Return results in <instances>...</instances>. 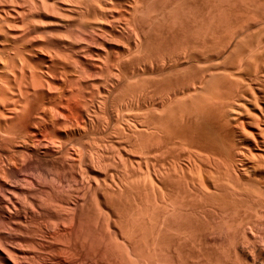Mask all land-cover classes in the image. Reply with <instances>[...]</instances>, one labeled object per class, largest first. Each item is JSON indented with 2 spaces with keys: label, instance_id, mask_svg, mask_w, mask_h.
<instances>
[{
  "label": "rangeland",
  "instance_id": "1",
  "mask_svg": "<svg viewBox=\"0 0 264 264\" xmlns=\"http://www.w3.org/2000/svg\"><path fill=\"white\" fill-rule=\"evenodd\" d=\"M11 1L12 0H0V6H1L0 7V42H1L0 43V63L2 62L0 64V68L3 70L2 71L3 73L8 75L9 74L8 72L10 70L9 67L11 66L9 61L12 58L17 60V57H15V55H13L14 53H12V52H14L13 50L18 49L20 52H22V51L26 52L27 51L26 53H28V54H25L22 52L23 55H21V56H23V58H25L28 61L27 66L30 65V67H32V65H33L32 68H35V70L37 69L36 71H39V72H37V74H38V75H36L37 77L36 76L35 77L40 82L41 81L43 82L44 88H41V87H43L42 82L40 83V82H38V80L36 81V79H35V81L37 82L36 85L38 86V84H39V87L37 90L38 94L36 93L37 94L36 95L34 92V87H31L32 83H29L30 82V80H29L30 76H29V78L28 77L24 78V77L20 76L18 79L19 80L18 83L21 84V81H22V84L24 85V83L26 82V84L24 86H21L23 89L21 87H20V89L22 90V92H24V95H27V97L28 96L31 97V99L28 98L29 99L28 101L31 100L32 102L30 101L31 102L30 104L33 106V108L35 110H37L36 111L37 113L39 112L38 114H35L36 116L41 114L40 113V112H42V111H40V110H42L41 107L44 108L45 106H46L45 109L46 108H47V110L49 109L48 111H50L51 109L53 110L52 112H49L50 114L47 113L48 117H51L52 114H58L59 116H61V115L62 116L59 118H56L57 120H55V123L53 124V126L51 123H48L45 126V129H44L45 131L44 132L42 131V133L37 131V130H34L33 127L27 128L28 132H35L37 134L36 139L38 141L36 139L35 140L37 141L36 143H38V144L40 143V144L38 145V148L36 147L37 149L35 151L30 146H25L24 148L18 147V149L20 151L23 149V151L21 152L20 155L24 154V156H22L24 159V164H23L24 166L20 170H18L17 175L19 176V178L23 179L26 184L30 183L29 184L30 188L28 187V185L23 183V186L25 185L24 187L29 188V189H26V188L24 189V192L27 195L26 196L27 200L26 199L25 200L28 201V199H29V201L32 202L31 204L33 205L34 210L37 208V206H38V208L32 214L33 216L31 214L28 215V217H27L28 222H26V223L27 224L30 223L31 225L29 224V226H27V224H23L21 227L19 225L17 226V225L10 224V223L8 225L6 221L0 219V223H1L0 226L3 225V226H1L2 228L0 227V240L2 242H4V243H0V244L4 245L5 247H3L2 245H0V246H2L3 248H5L9 251H16V249H12V248H18L19 247V249H21L20 248V246H21V247H23L21 250H25L24 252H26V253L30 252V255L34 254L35 259H37L40 256V258H38L40 260H35V261L33 260V262H32V260L31 261L28 260L27 261L28 264H31V263L32 264L33 263L34 264H39V263L40 264H57L56 261L61 258L60 256H62V258L67 257L66 259H69L67 261L71 260L72 263L75 262L74 260L76 259V257L78 258V260L76 259V263H77V261L83 260L81 263L78 262L77 264H79V263L80 264H92V262H95L96 264H114V263L118 264L119 262H120L119 264H124L126 260H128L131 264L132 263L133 264H263L264 263V215H262V214H264V212H263V210H264V208H263L264 207L263 206L264 205V198L260 199L261 195L257 197L256 195H253V194L258 195V193H253V192L259 191V193H260V190H262L261 188L263 187L262 192L264 194V174L262 173L263 170L260 171V168H259L261 159H264V155H262V154H264V152H262L261 150L257 151V149H253L254 146L251 144L252 143L251 137L254 135L255 131L252 127H249L248 124L245 122L247 120L246 119L247 117L238 116V117H240L238 119V122L239 123L243 122V123H240V125L244 124L243 126L241 125V127L245 128L244 130L240 126H237L239 128L235 127L234 126L235 122H233L234 124H231L230 128L228 127V130H227V127L224 128L220 124L221 122L220 121L216 122V120L214 123L210 122L211 124L212 123L213 124L211 125L209 123L206 127L209 134L211 133L210 135L212 136L213 139H215L216 143L219 146H221L225 149L226 145L228 144L227 146L230 147L229 149L231 150L232 153H233V151L236 152L237 150L241 149L240 151L243 152L242 156L244 157V155H246L245 157H247V159H245L241 156V159H244L245 161L242 160V162H241L242 164L237 165V167H239V168L238 169L235 168L234 170L231 171L232 174L230 173V175L234 177V180L231 181V178H232L231 176L225 177V179L228 178V179H226L227 181L230 180L229 183H231V184L227 183L228 184L227 185L226 182L221 180V177L223 175L218 176L217 174H219V173H216V172L212 171L210 168L205 167L202 164L203 163L202 161H201L202 163L199 162L201 164V166H199L198 164H197L198 166L193 165V163L195 161L197 163L198 158L196 157V159H195V157H194V159H195V161H194L193 156H191L192 158H189L190 156L188 157L187 156L188 154H186L184 156L185 153L182 154L181 151H183V150L180 149L183 147L179 146L180 150H178L176 152L180 151L179 154H182L183 158L181 157L182 155H180V158L177 157L178 159H180V160H178L179 161L178 163H177V158H174V159L176 160L175 162L177 164H180V166L178 165V169L182 165L184 166V167L182 166L181 168H183L185 170V171L183 170L184 174L186 173L185 175H183L185 180H181L182 182L183 181L184 182L180 183V182H177L179 179L178 178L177 181H174V183L176 182L177 184L172 183L173 180H175L176 177L178 176L177 174L179 173V171L177 170L178 171V172L176 171L177 174H174L177 176L173 177L175 179H173L171 177L173 179L172 182L171 181H170L171 183L168 182V185L169 184H172V185L167 186V183H166V185H165L166 188L164 187V189H162L163 187H162L161 183L159 184L158 181H156L154 174H152V173H154L153 169L151 170V168H149V171L151 170V172H149V171H147L148 169L145 168V167H147L148 164L154 165V163H151V161L148 162V160H150V158L144 160L145 158L149 157V156L144 157L146 146H148L147 145L148 143L146 141H149V139L152 138V133L147 128L148 125L146 124V121H147L146 119L150 118V117L148 118L146 116H147L148 112L150 111V109L152 108L151 107L152 103L151 104L149 103V102H151V100H149L150 99L149 96L147 97L145 95H146V92H148L147 94L149 95V91L152 90V87H154L153 83L156 80L157 75L150 73L149 71L146 72L147 70L142 68L144 70V72H142L143 70H140V71L136 70V72L131 76V70L134 71L135 69H139V68L138 67L134 68L132 65L130 66V64H126L125 66H127V67L124 66L123 70L126 73L128 70V73L125 75L131 76V79H132V80L127 79V77L125 76V78L127 79L126 80V79H124V76L122 78L117 77L118 74L116 75V73H118L117 70L119 68H117L116 62L122 60L121 62L125 63V61L130 56L128 53H130L132 51V49L136 46V44H134L135 46L133 45V42L136 41L135 36L132 35V37L135 38L133 41V38L129 37L130 35H128V33H126L125 31L122 30V27L123 28L125 27L123 25V24H125V19L127 21V20L133 19V18H134V21H137L136 19H138L137 22L141 25V29H142V31H144V34L146 36L150 35L148 37H145L147 39H150L152 36H154L155 34H153V31L155 33V32H157V29H159V30L163 29L164 31L175 30V29L176 30L179 29V30H183V31L189 30V31H192L193 34L195 33V35L198 34L197 37L200 36L201 39H203V41L205 39H207V37H208V36H206V34L207 35L209 34L210 37H208V39H207L208 42H206L209 45L203 44V46H205V47L208 46V48H209V49L204 48L203 51L207 50V52L209 51V53L203 52L201 50L203 46L201 45L202 47L200 49L198 48L197 51L200 54L202 53V55L198 56L199 53L197 52L198 55H196L197 54L196 53L191 58V61L189 60V61L185 62L186 60H184V61L182 60L183 61V62H181L182 65L181 64L180 65H181V68L182 67L186 68L185 70L189 69V66H191V65L194 66V64H195V66H198V65L204 66V65L209 64L210 62H211V65L215 64L216 66H219V64H220L221 65V66H219V68H220V67H222V64L224 62L223 65H225V67L223 66V68L227 71L226 75H228V74H230V70H232L231 73L233 72V70H235V66L226 67L227 65L225 64V62L229 65L228 62L232 61L231 59L233 58V56L234 57L236 56L237 50H239V49H240L239 53L240 52L244 53L248 57L251 55L252 60H255V59H253L255 57V55L259 56V58L262 56L261 59L264 60V0H141L142 3H141V5L138 4V6H137L138 8H135L133 6L134 2L131 0H13L12 2ZM139 2H140V0H139ZM76 5H78V6H76ZM132 6L134 7L135 10L132 8ZM140 6H141V9H140L141 11H139ZM91 9H94L95 12H97V13H95L94 10L91 11ZM131 9L134 10L135 12L137 10L138 13L143 12L144 14H141L142 16L141 15L137 16L136 15L137 12L135 13L134 11H131ZM80 10H81V12H80ZM3 11H5V12H3ZM7 11H8V13H7ZM92 12L95 14V16H97V17L99 16L100 18L99 17L96 18ZM131 13H133V15L135 14L136 16H134L133 18L130 17V15L133 16ZM147 18H149L148 19L149 21L147 20ZM105 19H108L109 21H105ZM144 19H145V22H144ZM90 20H91V22H90ZM142 20H143V23H142ZM95 21H97V22H95ZM148 23H150V24H148ZM151 29H154V30L152 31ZM163 30L158 31V34L160 32H162ZM237 31L239 32L240 35L235 34V32H237ZM145 32L146 33L151 32V34H148V33L146 34ZM28 33H29V35H28ZM158 34L156 33V35H158ZM226 34L228 36L230 35L231 37L230 36L228 37ZM203 35L206 37L205 39L203 38ZM218 35L220 37H218ZM35 36L38 38H36ZM221 36H222V38H221ZM238 36H239V38H238ZM156 37L157 36L152 37L154 39L151 38V42H152V40H155ZM34 38H35V41L32 40ZM130 38L132 40H129ZM218 38L219 39L221 38V40L223 39L224 41L222 40L223 41L222 42ZM226 38H227V40H226ZM228 38H231V39L229 40ZM147 39H145V40H147ZM232 39H237V40H232ZM28 40H29V43H28ZM36 40L39 42H37ZM207 40H205V41H207ZM147 41L149 42L150 40H147ZM147 41H146V43H147ZM217 41H219V44H216ZM151 42L148 43L149 46L151 45ZM214 42H215V45H217L218 47L214 46ZM227 42L230 45H228ZM136 43H137V41H136ZM235 43L238 45H236ZM39 44L41 46L42 45L43 46L41 47ZM31 45H32V47H31ZM44 45H47V46L45 47ZM144 45H145V43H144ZM210 45H212V46H210ZM37 46H38V48H35ZM145 46L148 47L147 45H145ZM234 46L235 47L238 46V47L233 48ZM39 47H41L40 48V49H42L41 51H40ZM43 47H45V48H43ZM129 47H131L130 48L131 51H129ZM221 47L223 50L220 49ZM31 48L32 49L34 48V49L32 50ZM24 49H26V50L24 51ZM35 49H36V51H35ZM37 49H39V50H37ZM57 49H58V52H57ZM144 49L147 51V48H144ZM133 50H136V49L134 48ZM221 50H222V52H221ZM45 51H47V52H45ZM233 52L235 55L233 54ZM58 53H60V54L58 55ZM241 53L239 54L240 56L237 53L238 56H236L234 58L235 61H239L238 57H240V59H241V56L243 55ZM203 54H205V56ZM207 54H209V57ZM53 55L54 56L56 55L58 58L57 57L55 58ZM245 55L242 56L243 59H241L240 61H242V60H245L246 62H247V60L249 61V59H247L248 57H246ZM60 56L62 57L63 60L61 59ZM59 57H60V60H57V59H59ZM200 57H202V58H200ZM251 58H250V60H251ZM255 58H257V57H255ZM259 58H258V60L261 62L262 60ZM2 59H4L5 62L7 61L6 62L7 65L4 66ZM64 59L66 61H64ZM196 59H197V61H196ZM227 59L230 61H228ZM61 60L64 62H62ZM234 60H233V62H235ZM252 60L249 62H253ZM233 62H231V63L233 64ZM262 62H263L262 66L260 65L261 69L259 71L264 72L263 71L264 68H262L264 65V61H262ZM60 63H61V65H60ZM113 63L116 66H114ZM188 63H192V64L190 65ZM235 63H238V62H235ZM42 65H44L46 67H44ZM187 65H189V66L186 67ZM1 66H3V67H1ZM211 67H213V66H211ZM230 67H232V68H230ZM121 68H123V66ZM214 69L212 70V72H214ZM228 69H230V70L228 71ZM4 70H5V72H4ZM27 70H29V68ZM55 70H58L59 72L58 71L55 72ZM182 70H184V69H182ZM45 71H47V72H45ZM251 71H253V69ZM259 71H258L257 75H260V73L262 75L264 74V73L259 72ZM137 72H139V73H137ZM46 73H47V75H46ZM221 73H224V72H221ZM245 73H247V74H245ZM245 73L242 72V74H241V73H237L236 71L233 72V74H235V75H238V74L243 75L244 74L245 77L247 76L246 78L244 76H240V77L245 78V80H246V81H244L245 83L249 82V83H247L248 84L247 87L250 85V88L248 87L249 89H251V86L257 87V85L253 84L252 82L250 84L249 80L252 78V76L250 75L251 72H245ZM66 74L67 75L69 74L68 75L69 77ZM262 75H260V77ZM57 76H58V78L56 79ZM248 76L250 77V79ZM59 77H61L62 79ZM65 78L67 81L65 80ZM115 78H117V80ZM119 78H120V80H119ZM261 78L264 79V76ZM25 79H26V81H24ZM44 80L49 81V82L51 81L50 82L51 86L55 85V86H53L55 88L51 87L52 89H54L53 91H52V89H49V87L47 86V84ZM63 80L65 82H63ZM35 81L33 80L32 82L35 84ZM216 81L217 80L212 81L206 87L197 85L195 90L191 91L190 94H191V96H193L194 94H195V96L198 95V97H195V96L189 97L190 96L189 93H188V96L184 95V94H180L179 98H178L179 100L181 99L182 95H184L185 98L186 97L192 98L193 100L195 99V101L189 100V102L191 101V103L187 104L188 100L186 102H184V100H182V102H181L182 104L179 103V106L177 104H175L174 107H172V105H169L171 108H174L173 109L174 111L171 112L172 110L171 111L168 110L169 113L165 116L159 115L158 112H161L162 108L161 107L157 108L158 112L156 113V115H157L158 119L160 120L161 124L163 126H167V128H169L170 131H175V128L178 127V125H181L183 122V118H182L183 114L186 112L189 113V109H190V111H192L193 106L195 108L197 106V104H198V106L199 105L201 106V104L205 103L204 105L207 106L208 104L206 105V102H202V99L204 98V101H207L206 99L208 97H206V95H209V93L214 89L216 84L218 86V81H217V83H215ZM26 85H27L28 89L25 88ZM118 85H119V87H117ZM147 86L148 87L150 86V88H147ZM157 87H161V84H158ZM45 88H46V90H45ZM119 88H120V91H119ZM201 88H204L205 90H202ZM255 88H252V89H254L253 92H255L257 95L262 94V91H260L259 88H257L258 90ZM47 89H49V90H47ZM148 89H150V90L148 91ZM111 90H112L113 94H111L112 93V92H110ZM115 91H118V92L115 93ZM144 91H146V92H144ZM31 93L34 94L35 97L36 96L37 97L35 98L34 96H31L32 95ZM44 94L45 95L47 94V95L45 96ZM201 94H203V95H201ZM80 95H82V96H80ZM108 95L111 97V99ZM116 95H117V98H116ZM106 96H107V98H106ZM120 96H122V97H120ZM43 97H44V99H42ZM100 97H101V99H100ZM94 98L97 100H95ZM112 98H115V100ZM102 99H104V100H102ZM182 99H184V98H182ZM98 100H99V102H98ZM119 101H121L122 103H119ZM86 102L88 103V105ZM89 102H91V104H89ZM95 102H97V103H95ZM194 102H195L196 106L194 105ZM200 102H201V104H200ZM260 102H261V104L260 103L259 104L261 105V107H263L264 104H262V101H260ZM64 103L65 104L67 103L68 105L67 104L64 105ZM184 103H185V105L187 104L188 106L189 105L190 106L188 107L186 105L187 106L186 108L187 109L189 108V109L188 110L184 109L186 112L183 113V108H185L183 105ZM104 104H106V105H104ZM119 104H120V106H119ZM83 105H85L84 106L85 108L88 107V109L87 108L82 109ZM96 105H98V108ZM116 105H118V106H116ZM166 105H167V103L164 106H166ZM176 105H177V107H176ZM246 105H248V104L246 103L244 105V108ZM39 106H40V108H39ZM92 106H93V108H92ZM200 106H199V109L197 107L195 108V109H197L196 113L199 112L200 110H202V108L204 107V106H202L200 109ZM248 106L249 107H246L245 109L247 110L249 108V110L252 112L251 113L249 111L251 114L256 113L257 116L260 115V112L257 110V108H259V107L254 108L255 104L253 105V107H252V105H248ZM107 107H108V109H107ZM116 107L119 109V111ZM138 107H139V109H138ZM208 108H210V107L208 106ZM92 109H94V111ZM95 109H97V110H95ZM100 109H102V110H100ZM109 109H111V110H109ZM121 109L123 111H124V109H125V111H128V112H126L127 115L124 113L125 111L122 112ZM126 109H128V110H126ZM130 109H132V110H130ZM204 109L202 111H204ZM54 111H55V113H54ZM56 111H57V113H56ZM72 111H73V113H72ZM138 111L139 112L143 111L146 119L144 118V116H141V114L143 115V113L140 114ZM77 112H78V114H77ZM120 112L123 115L120 114ZM133 112H135V113L137 112V113L133 114ZM60 113H61V115H60ZM62 113L65 115V117L63 116ZM95 113H97V115ZM107 113L109 115L111 114L110 115L111 117ZM194 113H192V114H194ZM103 114L107 116L106 119H104L105 117L103 116ZM117 114H120V117ZM149 114H150V112H149ZM149 114H148V116H149ZM92 115H93V117H92ZM124 115H126L127 117ZM70 116H72L73 120ZM74 116H75V118H74ZM67 117H69V118H67ZM88 117L90 118V120ZM253 117H254V115H252L251 118H253ZM93 118H95V120ZM123 118H125V119H123ZM138 118H140V119H138ZM91 119H92V121H91ZM117 119H119L120 121ZM101 120L103 121V124L101 122L102 125H100ZM105 120H107V121H105ZM111 120H114V121H111ZM142 120H144V121H142ZM150 120H151V118H150ZM75 121L78 122L81 126L85 125L86 128H88L87 131L89 130L90 131L89 133H91V134H89L87 132L88 135H90V136H88L86 133H83L80 129L77 128V130H76L73 128L74 130L73 129L71 130L72 131L71 132L72 133L71 134L72 139H71V141H67L68 137L65 135L66 132L60 130L59 124L60 123L61 124L62 123L70 124L72 122L75 123ZM126 121H127V123H123ZM58 122H60V123H58ZM108 122L110 123L111 126L108 125L109 124ZM113 122L116 123V126H115V124H113ZM148 122H149V120L147 121V123ZM119 123H121L120 124L121 127L118 125ZM139 123L142 125V127ZM142 123L146 124L147 127ZM214 125H215V127H211ZM217 125H218V127H217ZM220 125L222 126L221 128H223V129H220ZM97 126L101 130L98 129ZM114 126L117 127V129H115ZM128 126H130L132 128H129ZM54 127H57V128L59 127L60 131ZM94 127L96 128V130ZM104 127H105V130H102V128L104 129ZM108 127L110 128V130ZM112 127L114 128V130ZM123 127L125 130H123ZM107 128H108V130H107ZM218 128H219V130H218ZM144 130L145 131L147 130V131L145 132ZM161 130H162V128H161ZM224 130H225V132H224ZM47 131H48V133H47ZM77 131H78V134H80V133H82L83 135L85 134L89 138H87V136L83 137L82 134H80V135L76 134ZM96 131H98V132L96 133ZM111 131H113V132L111 133ZM166 131H168V130H166ZM219 131H222V132L219 133ZM240 131H243V132L245 131V133L247 134L248 137L251 135V133H253V134L249 138H247L246 136H244L245 134L240 132ZM51 132L55 133L56 137L53 133H52L53 134L52 135ZM100 132H102V133H100ZM117 132H119V134ZM141 132H144V134ZM147 132L150 133L149 134L150 136H148ZM45 133H47L49 136H44ZM98 133H100L101 138H104V139H101ZM107 133L111 134V135L108 136ZM115 133H117L116 136H114ZM223 133H225V134H223ZM229 133H230V135L228 136ZM102 134H104V135H102ZM112 134H113V136H112ZM137 134H139V135H137ZM125 135L128 138L127 137L125 138ZM143 135H145L144 136L145 138L143 137ZM52 136L55 137L56 139L53 138ZM80 136H82L81 140H80V138H81ZM146 136H148V137H146ZM45 137H47V138H45ZM48 137H51L55 140V141H53V143H55L56 140H57V142H60L61 144L58 143V147H59V145H60V147L58 148L55 146V144L51 143V141L53 139L52 140L50 139L51 140L50 141V140H48ZM69 137H70V134H69ZM76 137H79L78 140L81 141L80 143L78 142V140L75 141L77 139ZM90 137H91V139H90ZM94 137H96L97 140ZM141 137H142V139H140ZM231 137H232V139H231ZM65 138L67 140H65ZM119 138H121V139H119ZM40 139H41V141L42 140L43 141L41 142ZM45 139L48 141H46ZM59 139H61V140H59ZM122 139H125V141ZM64 140L70 146H73V147L69 148V151H68V147H70V146L68 144H66V147H67L66 148L64 146V144H65ZM140 140H142V142H145V143H142V145H141ZM162 140L167 142V144H168L167 137H164L162 135ZM225 140H226V142L227 141L228 142L225 143ZM237 140H238V143H237ZM62 141H63V143H62ZM82 141H83V143H82ZM126 141H129V142H126ZM101 142H103V143H101ZM130 142L132 144H130ZM242 142L244 143V145ZM73 143L76 145L74 146ZM78 143L81 144V148H82V149L80 148L81 150L75 148L77 146L79 147ZM104 143H105V145L103 146ZM236 143L240 144V145H237ZM246 143H247V145H249L248 148L251 149L250 153H249L248 148L246 147L247 146ZM48 144H51V145L48 146ZM82 144H84L83 145L84 149L82 147ZM99 144H102V145H99ZM107 144H112L113 146L112 145L108 146ZM133 144H134V146H133ZM143 144L146 146H144ZM41 145L46 146V147H44L46 150H44V148H42L43 146H41ZM61 145H62V147H61ZM90 145L93 146V148ZM129 145H131L132 147ZM241 145L243 146V148L241 147ZM111 146L113 147L112 149H110ZM244 146H245V149L247 148L245 151L243 150ZM63 147L66 148V152H64L65 148H63ZM96 147H97V149H96ZM98 147H100L102 149H99ZM138 147H139V151H138ZM228 147H226V148H228ZM73 148L77 149V150H74ZM132 148H135V149H132ZM140 148H141V150H140ZM142 148H144L145 150ZM168 148H169V145H168ZM254 148H256V147H254ZM26 149H28L29 151ZM38 150H39V152H38ZM62 150H63V152H62ZM82 150H84V152H86V153H84L85 155L83 154L84 157H82L83 155L80 154V153H82L81 152ZM92 150L96 154L94 152H92ZM40 151H42L43 153ZM60 151L63 154L64 153L66 155L69 154L68 156L65 155V160H64V155L62 153H61V155L59 154V156H58V153H60ZM96 151H98V153ZM132 151H133V153H132ZM134 151H137V153H135ZM141 151L144 152L143 153L144 155L141 153ZM89 152H91V154ZM105 152H107V153H105ZM176 152H174V153H176ZM183 152H186V151H183ZM45 153H47V155H45ZM172 153L170 152V154H172ZM27 154L29 157L27 156ZM35 154H37V155H35ZM38 154L40 155V157H38L39 156ZM77 154H79L81 156H78ZM102 154H103V158H101V159H102V165L103 166H102V168L98 169V168H96V161H97L96 158ZM105 154H106L107 158H105ZM138 154L140 157H143V158L138 157ZM179 154H177V155L172 154L171 158H170V155L168 153L167 156H169V161L173 159L174 155L178 156ZM248 154L251 158L249 156H247ZM52 155L53 156L55 155L54 158ZM251 155H254L255 157L251 156ZM114 156H116V157H114ZM119 156H122L121 158H123L122 159L123 163H119V162H122V160L119 159L120 158ZM167 156H163V157L167 158ZM186 156H187V159L183 160V159H185ZM80 157H82L84 159H81ZM31 158H33V159H31ZM51 158H53V159H51ZM55 158L58 160H56ZM61 158H62V160H61ZM92 158L94 160H92ZM188 158L190 160L192 159L193 161L190 163ZM254 158L257 161L258 160H260V161L257 163L256 161H254ZM105 159H107V160H105ZM116 159H119V160L116 161ZM134 159H136V161ZM53 160H55V161H53ZM143 160L148 162L147 165H145V163H143ZM161 160H162V158L160 159V161ZM164 160L168 161V159H163L162 161H164ZM133 161H134V163H133ZM160 161H158V162L156 161L157 163L156 162L155 163L158 165V163ZM198 161H199V159H198ZM82 162H84V164ZM168 162H167V164H168ZM171 163H173V165H174V161H171ZM255 163H257L258 166ZM47 164L49 165V167H47V168H49V170H46ZM132 164L134 165V168L136 170L133 169V167H131ZM167 164L165 166L168 167ZM170 164H169V167H170ZM261 164H262V162H261ZM60 165H62L63 167ZM80 165H82L81 166L82 168L83 167L85 168L87 166L86 167L87 171L82 170L80 168ZM104 165L106 167H104ZM112 165L115 167H113ZM118 165H119V167L121 166L120 169H119ZM123 165H124V167H123ZM138 165H141V167L143 169L140 166L138 167ZM153 165H151V166H153ZM157 165H155V166H157ZM159 165L161 166L162 163L161 164L159 163ZM129 166H130V169H129ZM163 166H164V162H163ZM127 167H128V171H127ZM167 167H164V168H167ZM241 167L243 170L240 169ZM244 167L247 169H245ZM123 168H125V171H127V173L124 171ZM139 168H140V170H139ZM56 169L60 173L59 172L57 173ZM79 169L84 171L86 175L84 173L81 174L82 171L80 172ZM105 169H106V173L104 172ZM168 169H171V167ZM256 169H259V170H256ZM37 170H39L40 172ZM43 170H45V171L43 172ZM121 170L123 171V173ZM134 170L136 171V173L134 172ZM189 170H193V171L188 172ZM20 171H21V173H20ZM47 171H50L49 175H51V176H49V178L45 177V175H44V174H46L45 172H47ZM139 171H141L143 173H139ZM238 171H240V172H238ZM37 172H38V174H37ZM54 172H56L57 174H55ZM132 172H133V175H131ZM210 172L216 173V175L214 173H212V176H214V177L217 176V177H215V179H213ZM125 173L127 174V177H126ZM237 173H238V175H236V176L233 175V174H237ZM80 174L85 175V178H84V176H80ZM112 174H113V177H112ZM123 174H124V176H123ZM146 174H148V175L150 174L149 177ZM201 174H203V175H201ZM32 175L34 178L32 177ZM43 175H44V177H43ZM136 175L138 177H136ZM143 175H145L146 177L145 176L142 177ZM87 176H88V178H87ZM150 176H154L152 178L156 181V183H158L157 186H159V185H161V186H159L156 189L155 188V186H156L155 182H153V184H152V185H155L154 187H152L150 185L151 184L150 182L147 183V180H148L147 178H149V181H150ZM1 177L2 176H0V180L7 182V183H11L10 178H7V177L1 178ZM219 177H220V179H218ZM237 177L240 178V181H239V178H237ZM144 178H145V181H144ZM171 178H169V179H171ZM6 179H8V180H6ZM78 179H79V181H78ZM186 179H188V182H185ZM202 179L205 181H202ZM222 179L224 180V176L222 177ZM27 180H30V181H27ZM114 180L116 181V184H115ZM217 180L220 182V184H218ZM77 181H78V183H76ZM125 181H126V184L124 183ZM212 181L214 183L216 182L215 185H219L221 187L217 188L218 186L217 187L214 186V183ZM248 181H249V183H253V184H249ZM221 182H223L224 184ZM242 182H243V184H242ZM245 182H247L246 184H248L250 187L257 184V187H255L256 185L254 187L256 189L258 188L259 190L257 189L258 191H255L254 187L248 188L249 189L248 190L246 188L248 185L245 186L246 185ZM256 182H258V183H256ZM121 183H122V185H121ZM211 183H213V184H211ZM96 184H98V185L101 184L100 186L103 188H101L99 186L100 188L96 189V186H97ZM222 184L224 186H222ZM49 185H51V186H49ZM118 185L121 186V188H123V191L121 190L122 192L120 191V188L118 187ZM204 185L209 189H206V187H204ZM212 185H213V187H212ZM113 186L118 191V193H117V191H115L114 188L112 189ZM244 187L246 189H244ZM105 188L106 189L108 188V189L106 190ZM150 188L151 189L155 188V191H157V192H153V190H151V191L155 194L156 197L159 196L161 198V192L164 193L165 196H167V197H164V199L166 198V200H168V201L162 202L163 199L160 200L159 197H158V199L154 198L155 196L152 192H150ZM32 189L35 191H33ZM51 189L56 190V192H58V193H56L55 191H53L54 192L53 193ZM146 189H147V191H146ZM49 190H51L50 193H49ZM252 190H254V191H252ZM246 191L249 192V194ZM32 192L34 194H32ZM147 192H149V194H147ZM250 192H252V193H250ZM82 193L85 194L86 196L83 195ZM95 193H96V196H94ZM151 193L153 194L152 196H151ZM48 194H51L52 199L53 198L54 199L51 200V198H50L51 196L50 195H49L50 197L47 196ZM35 195H37V196H35ZM79 195H80V197H79ZM119 195H121V196H119ZM145 196L147 198H145ZM255 196L257 197V199H260V202H259V200H257L259 205H258L257 201H255V199H254V198H256ZM87 197H88V199H87ZM91 197H93V198H91ZM263 197H264V195H263ZM48 198L54 202V203L52 202V204L49 202L50 203V205L48 204L49 207H48V205H46L48 203L47 200L50 201ZM112 198H113V200L111 202ZM59 199H63V201L59 200ZM93 199L95 201H93ZM106 199H108V200H106ZM90 201H92L96 205H94ZM106 201H108V202H106ZM119 201H120V203H119ZM152 201L155 202L157 207L159 204L164 205V206L166 205L167 208L170 207L168 209L171 212L168 211V209L166 207L163 208V206H162L161 208L163 210H161V211H164L163 212L164 214L161 213V211H159V212L157 211L159 214L155 211L156 214H155V212H152L154 214V216H152L153 215L151 213V211L153 210L152 206H155V204H153L154 202H152ZM262 201H263V205H262L263 210H261L262 209L261 208V204H262L261 202ZM71 202H72V204L75 202L79 205L76 204L77 205L76 208L75 207L70 208V206H68V205H70ZM85 202H87V203L89 202V203L86 204ZM149 202H150V205H149ZM166 202L169 203L170 206L167 205ZM57 203H58V205H60L62 203V205H60V207L62 206V209L59 208V206H57ZM110 203H111V205H110ZM151 203L153 205H151ZM164 203H166V204H164ZM43 204L45 205V207L47 206V208H49V209L54 208V210H56V212H57V209H59L58 211H60V212L56 213L52 209L54 212L51 211V212H53V214L52 213L50 214L51 209L50 210H48L47 208L45 209ZM85 204L87 206H85ZM51 205H53V206H51ZM55 205L58 207L57 209H55V207H56ZM118 205H119V207H118ZM257 205H258V207H257ZM92 206H96V207L94 208ZM97 207L98 208L102 207V210H100V213H99V209H101V208L97 209ZM117 207L119 210L117 209ZM157 207L156 208L153 207L154 210H156ZM161 208L159 207V209H161ZM256 208L257 209L260 208V209H258V211L256 212V210H257ZM103 209L105 212L103 211ZM165 209L167 210V212L165 211ZM61 210H63V211H61ZM69 210H71V212ZM80 210H81V212H80ZM117 210H118V212H116ZM175 211H176V213H175ZM36 212H38V214ZM65 212H67V213H65ZM120 212H122V213H120ZM259 212H260V214H259ZM42 213H43V215H42ZM55 213H56V215H55ZM63 213L66 214V215L64 214L65 217L63 216ZM57 214L58 215L62 214L61 218H60V215L58 216ZM72 214L74 215V217ZM102 214H104V215H102ZM106 214H107V216H106ZM122 214H123V216H122ZM166 214L170 215L171 217L166 216ZM176 214L178 215V218L180 220H177L178 218L177 219L175 218V216H177ZM142 215H144V216H142ZM67 216H69L68 217L69 219L66 218ZM71 216H72V218H70ZM128 216H130V218ZM151 216L153 219L156 218V221L151 220L152 219ZM155 216H158L159 218L160 217L161 218L158 219V217H155ZM63 217H64V219H66L65 222H68V223L61 221V220H64ZM142 217H144L146 219H144ZM29 218H31V220ZM127 218L130 220H128ZM164 218H166L165 220H167V222H165V221L163 222L162 219H164ZM57 219H61V220L59 221ZM70 219H72V220L74 219L73 221L72 220L71 221L73 223L74 222L75 223L73 224L72 222L70 223V221H67ZM141 219H143L142 222L145 220H146V222H144V224H143L141 222ZM157 219L160 220V222H162V223L160 224V222ZM175 219H176V223H174ZM42 221H43V224L46 225V227L43 224H40V223H42ZM58 221H59V224H56V222L58 223ZM177 221H178V223H177ZM2 222L6 223L7 226H6V224L4 225V223L2 224ZM151 222H153V223H151ZM168 222H170V225L167 224ZM54 223L56 224V226L51 225ZM64 223L68 224V226L67 225L66 226L69 228L71 227L70 228L71 230L69 228H68L69 230H67L66 226L63 227ZM163 223H166V225L168 227L166 225H163ZM49 224H50V226H49ZM81 224H84V225H81ZM174 224H176V225L179 224V226H173ZM60 225L61 226L63 225V226L61 227ZM151 225H153V226H151ZM4 226H5V228H4ZM57 226H59V227H57ZM78 226H83L84 228L83 227H82L83 229L81 227L78 228ZM60 227L62 229H60ZM95 227L98 228L99 232H98L97 228H95ZM151 227H152V229H151ZM153 227H156V229L155 228L153 229ZM171 227L173 229L176 228L175 230H178V228H180V230L177 231V233L179 234L178 236L175 235V234H177L176 231L171 232V231H173V229H171ZM77 228L79 231L78 230L76 231ZM73 229H75V230H73ZM81 229L83 231L82 234H80ZM121 229H122V231H121ZM16 230H18L19 232L16 233L17 232ZM52 230H55V231H52ZM168 230H169V232H168ZM69 231H70V233L72 232L71 235L68 234ZM5 234L6 235L9 234V235H7L9 238H7V236ZM52 234L54 236H52ZM90 234H92V236H94L95 238L92 236L90 238ZM35 235H37L38 237ZM80 235H82L83 237L81 238ZM85 235H86V237H89V238L87 239L85 237ZM58 236L60 239L58 238ZM41 237H42V239H41ZM36 238H39V240H37ZM55 238H57V239H55ZM32 239L35 242H33ZM46 239H48L49 243L46 242ZM15 240H16V242H15ZM41 240L42 241L44 240L45 243L39 242ZM49 240H51L52 244H50L51 242ZM97 240H98V242H97ZM10 241H11V244H9ZM17 241L21 242V243H18L20 245L17 244ZM36 241H38L37 243H40L41 245L37 244ZM84 241L86 242V244L88 243L87 244L88 246L84 243ZM100 241L102 243L101 245L99 244ZM26 242H27V244H26ZM94 242H96V243H94ZM30 243L33 244V246H31ZM97 243H98V245H97ZM8 244H9V246H8ZM28 244H30V246ZM42 244H43V246H42ZM103 244H104V246H103ZM99 245H100V247H99ZM46 246H49L50 249H49V247L47 248ZM83 246H84V248H83ZM101 246H102V248H101ZM25 247H28V249L27 248H26L27 250L24 249ZM43 247H44V249H43ZM95 247H97L98 249L97 248L94 249ZM99 248H101V249H99ZM67 249H68V253H66L67 255L63 254L65 252H67ZM29 250H32L34 252L36 251L35 253L37 255L34 252L29 251ZM41 250L42 251L44 250L43 253ZM104 250H106V251H104ZM48 251H49V253H48ZM252 251H253V253L254 252L255 253L253 254ZM37 252L38 253L40 252V253L38 254ZM52 252H54V253H52ZM103 252H105V253H103ZM110 252L113 254L114 260L112 259V256H111L112 254ZM0 253H1V251H0ZM84 253H85V255H83ZM99 253L100 254L102 253L104 256L100 255ZM147 253H148V255H147ZM251 253H252V255H251ZM78 255H79V257H78ZM99 255L102 256L101 259H100ZM1 256L2 255L0 254V257ZM73 256H74V258H73ZM41 257H43V258H41ZM57 257H60V258H57ZM85 257H86V259H85ZM88 258H89V260L87 261ZM110 259L112 260V262ZM90 260L92 262H90ZM100 260L101 261L103 260L105 262L100 263L101 262ZM115 260H116V262H115ZM117 260H119V262ZM123 260H125V261L121 262ZM35 262H37V263H35ZM46 262H48V263H46ZM95 263H93V264H95ZM0 264H3V262L1 261V258H0ZM68 264H70V263H68ZM127 264H129V263H127Z\"/></svg>",
  "mask_w": 264,
  "mask_h": 264
},
{
  "label": "bare ground",
  "instance_id": "2",
  "mask_svg": "<svg viewBox=\"0 0 264 264\" xmlns=\"http://www.w3.org/2000/svg\"><path fill=\"white\" fill-rule=\"evenodd\" d=\"M13 1V0H12ZM11 1V2H12ZM131 1H133L134 2V7L135 8H138L137 6H138V4H140L141 5V3H142V1L140 0V2H139V0H131ZM8 2V1H7ZM6 2V3H7ZM17 2V1H16ZM9 3V2H8ZM132 3V2H131ZM76 6H78V5H76ZM132 6V8L134 9V7ZM1 7V6H0ZM77 8V7H76ZM79 8V7H78ZM84 8V7H83ZM4 9V8H3ZM141 9V6H140V8H139V11H141L140 10ZM5 10V9H4ZM82 10V9H81ZM81 10H80V12H81ZM92 10H94V9H91V11ZM135 10V9H134ZM134 10H132L131 9V11H134ZM3 12H5V11H3ZM94 12H95V10H94ZM135 12V11H134ZM136 12L138 13V11L136 10ZM135 12V13H136ZM7 13H8V11H7ZM93 13V12H92ZM95 13H97V12H95ZM136 13V15L137 16H139V15H141V14H144L143 12H139L138 14ZM99 14V13H98ZM132 15H133V13H131ZM93 15L95 16V14L93 13ZM100 15V14H99ZM135 14L133 15V16H131L130 15V17H134V16H136ZM142 16V15H141ZM96 18H98L97 16H95ZM94 17V18H95ZM148 17V16H147ZM100 18V17H99ZM141 18V17H140ZM129 19V18H128ZM143 19V18H142ZM149 18H147V20H148ZM104 20V19H103ZM137 21H138V19H136ZM105 21H109L108 19H105ZM137 21H134V18L133 19H129V20H127L126 21V19H125V24H123L125 27L123 28L122 27V30L123 31H125L126 33H128V35H130L129 37H132V35L133 36H135V38H136V41H137V43H136V41L135 42H133V45L134 44H136V46L134 47L136 50H133L132 49V51L130 50V48L131 47H129V51H131L130 53H128L129 55V57H128V59L125 61V63L124 62H121V61H117L116 63V65H117V68H119L118 70H117V72L118 73H116V75H117V77H123L124 76V79H126L125 78V74H127L128 73V70H127V73L123 70L124 69V66L126 65V64H130V66L132 65L134 68H136V67H138L139 69H135L134 71H132L131 70V76L136 72V70H143L142 68H144V69H146L147 71L146 72H150V73H153V74H156L157 75V78H156V80L154 81V83H153V85H154V87H152V90H150V89H148V91H149V95L147 94L148 92H146V91H144V92H146V95L145 96H149V100H151V102H149L150 104H151V109H150V114H149V112H148V114H149V116H148V114H147V116L146 117H150L151 118V120H150V118L149 119H146L145 118V116H144V113H143V111L142 112H139L140 114L141 113H143V115L141 114V116H144V118L148 121L149 120V122L147 123V121H146V124L148 125V127H147V125L146 124H144V123H142V124H144L150 131H151V133H152V138L151 139H149V141H146L148 144V146H146V145H144V146H146V150L144 149V148H142V149H144L145 150V153L143 152V151H141V153L144 155V157H148V158H145L144 160H146V159H149L150 158V160H148V162L149 161H151V163H154V165L153 164H148L147 165V161H144L143 160V163H145V165H147V167H145V168H147L148 170L147 171H149V168H151V170L153 169V171H154V173H152V174H154V176H155V178H156V181H158V183L160 184L161 183V185H162V189H164V187L166 188V183H167V186H171L172 184H169L168 185V182L169 183H171L172 182V180L173 179H175V178H173V177H176L177 175V177H176V179L175 180H173V184H175L174 183V181H177V179H178V181L177 182H182L181 180H185V178H184V176L183 175H185L184 174V169L183 168H179L178 169V165L180 166V164H177L179 161L178 160H180V159H178V158H180V155H182V154H184V156L186 155V154H188L187 156L189 157V158H192L191 156H193V159H194V157H195V159H196V157L199 159V161H198V159H197V163H196V161H195V159H194V163H193V165H199V166H201V164L200 163H202L205 167H208V168H210L212 171H214V172H216V173H219V174H217L218 176L219 175H223L224 176V180L222 179V177H221V180L222 181H224V182H226V184L228 183V184H231V183H229L230 182V180H226V179H228V178H226L225 179V177H230L231 175H230V173H231V171L232 170H234L235 168H239V167H237V165H241L242 163V160H244V159H241V156H242V151H240V150H237L236 152H234L233 151V153L231 152V150L229 149L230 147H228L226 144V147H228V148H226L225 147V149L223 148V147H221V146H219L217 143H216V141H215V139H213L212 138V136L209 134V132H208V130H207V125L210 123V122H215V120H216V122L217 121H220L221 123V125L225 128V127H227V130H228V127L230 128V126H231V124H234L233 122H235V127H237V126H240L241 127V125L243 126L244 124H241L240 125V123H243V122H238V119L240 118V117H242V116H244V117H247L246 119V123L248 124V126L249 127H252L253 129H254V131H255V133H254V135L251 137L252 138V145L254 146V147H256V148H254L253 147V149H257V151L258 150H261L262 152H264V106L263 107H261V102L260 101H262V104H264V79H262L261 77H263L264 76V74L262 75L261 73H260V75H262L261 77H260V75H257L258 74V71L261 69L260 68V65L262 66V61H264V60H262L261 59V57L259 58V56H256L255 55V57H257V58H255L254 56V58L253 59H255V60H252V56L250 55L249 57L248 56H246L244 53H241V54H243V55H245L246 57H248L247 59H249V61H253V62H249L248 60H247V62L245 61V60H242V61H240L241 59H243V55L241 56V59H240V57H238L239 58V61H235L234 60V58L236 57V56H238L240 53H239V50H237V53H238V55H237V53H236V56L234 57L233 55V58L231 59L232 61L231 62H233V60L235 61V62H238V63H235V62H233V64L231 63V62H228L229 63V65L225 62V64L227 65L226 67H229V66H235V70H233V72L234 71H236L237 73H241L242 74V72H251V76H252V78L250 79V77H249V81H250V84H251V82L253 83V84H256L257 85V87L255 88V87H253V86H251V89L252 88H255V89H257V88H259L260 89V91H262V94H260V95H257L255 92H253V90L254 89H249L250 88V85L247 87V83H249V82H244V81H246L245 80V78L247 77H245L244 76V74L243 75H240V74H238V75H235V74H233V72L231 73V71L232 70H230V69H228V71L230 70V74H228V75H226V73H227V71L223 68V66L225 67V65H223L224 64V62H223V64H222V67H220L219 68V66H221L220 64H219V66H216L215 64H212L211 65V62L209 63V64H207V65H204V66H201V65H198V66H195V64H194V66H192L191 64L192 63H188V64H190L191 66H189V65H187L186 67H188L189 66V69H187V70H185L186 68H181V62H183L184 60H186L185 62H187V61H191V58L198 52L197 51V49L199 48H201L202 46H203V44H208V43H206V42H208V37H210L209 36V34L207 35L206 34V36H208L207 37V39H205L206 37L203 35V38L205 39V40H207V41H203V39H201V37L199 38V37H197L198 36V34L197 35H195V33L193 34V32L192 31H189V30H186V31H183V30H168V31H164L163 29H161V30H163L162 32H160L159 34H158V31H161V30H159V29H157V32H155L154 33V29H151L152 31H153V34H155L154 36H152V37H155V36H157L156 38H155V40H152V42H151V38L150 39H147V38H145V37H148V36H150V35H145L144 34V31H142V29H141V25L137 22ZM140 21V20H139ZM149 21V20H148ZM90 22H91V20H90ZM94 22V21H93ZM95 22H97V21H95ZM144 22H145V19H144ZM142 23H143V20H142ZM148 24H150V23H148ZM147 25V24H146ZM152 26V25H151ZM150 30V31H151ZM149 31V30H148ZM236 31V30H235ZM238 32V31H237ZM237 32H235V34H239V32L237 33ZM146 33V32H145ZM148 33V32H147ZM146 33V34H147ZM156 33L158 34V35H156ZM148 34H151V32H149ZM229 34V33H228ZM243 34V33H242ZM28 35H29V33H28ZM227 35V34H226ZM225 35V36H226ZM240 35V34H239ZM228 36V35H227ZM230 36V35H229ZM228 36V37H229ZM24 37V36H23ZM32 37V36H31ZM36 37V36H35ZM218 37H220L219 35H218ZM231 37V36H230ZM25 38V37H24ZM36 38H38V37H36ZM133 38V37H132ZM135 38H133V41H134V39ZM147 39V40H150L149 42H151V45L149 46V42L147 41V40H145V39ZM221 38H222V36H221ZM221 38L219 39V40H221ZM233 38V37H232ZM238 38H239V36H238ZM152 39H154V38H152ZM225 39V38H224ZM229 40L231 39V38H228ZM32 40H34L35 41V38L34 39H32ZM31 40V41H32ZM129 40H132L131 38L129 39ZM223 40V39H222ZM221 40V41H222ZM226 40H227V38H226ZM232 40H237V39H232ZM25 41V40H24ZM27 41V40H26ZM37 41V40H36ZM146 41H147V43H146ZM220 41V42H221ZM224 41V40H223ZM222 41V42H223ZM20 42V41H19ZM37 42H39V41H37ZM230 42V41H229ZM233 42V41H232ZM1 43V42H0ZM28 43H29V40H28ZM32 43V42H31ZM144 43H145V45H147L148 47H146L145 45H144ZM226 43V42H225ZM228 43V42H227ZM23 44V43H22ZM26 44V43H25ZM216 44H219V41H217V43ZM236 44V43H235ZM21 45V44H20ZM19 45V46H20ZM27 45V44H26ZM40 45V44H39ZM202 45V46H201ZM209 45V44H208ZM225 45V44H224ZM227 45V44H226ZM228 45H230L229 43H228ZM236 45H238V44H236ZM11 46V45H10ZM16 46V45H15ZM18 46V45H17ZM22 46V45H21ZM34 46V45H33ZM41 46V45H40ZM43 46V45H42ZM41 46V47H42ZM45 47L47 46V45H44ZM210 46H212V45H210ZM214 46H217V45H215V42H214ZM31 47H32V45H31ZM41 47H39V49L41 48ZM45 47H43V48H45ZM207 47V48H206ZM203 46L202 47V51L204 50V48L205 49H209L208 48V46ZM218 47V46H217ZM220 47V46H219ZM228 47V46H227ZM238 47V46H237ZM237 47H233V48H237ZM15 48V47H14ZM22 48V47H21ZM35 48H38V46L37 47H35ZM144 48H147V51L144 49ZM212 48V47H211ZM215 48V47H214ZM213 48V49H214ZM32 49V48H31ZM34 49V48H33ZM32 49V50H33ZM39 49H37V50H39ZM219 49V48H218ZM220 49H222V47L220 48ZM26 49H24V51H25ZM42 49H40V51H41ZM45 50V49H44ZM64 50V49H63ZM223 50V49H222ZM222 50H221V52H222ZM235 50V49H234ZM12 51V50H11ZM14 52H12V53H14L13 55H15V57H17V60H15V59H11L9 62H10V67H9V74L7 75V74H5V73H3L2 71V69L0 70L1 72H0V176H2V177H7V178H10L11 179V183H7V182H4V181H2V180H0V219H2V220H4V221H6L7 222V224L9 225V223L10 224H14V225H19V226H21L22 227V225L23 224H27L26 222H28L27 221V217H28V215H32L34 212H35V210H37V208H38V206H37V208L34 210L33 209V205L31 204L32 202L31 201H29V199H28V201H26L27 200V195H26V193L24 192V189L26 188V187H24L23 186V183H25L24 182V180L23 179H21V178H19V176L17 175V172H18V170H20L24 165V159H23V157L22 156H24V154L23 155H20L21 154V152L23 151V149L20 151L19 149H18V147H25V146H30L34 151L38 148V145L40 144H38V143H36L38 140L36 139V137H37V134L35 133V132H28L27 131V128H29V127H33V129L34 130H37V131H39V132H41L42 133V131L44 132L45 130V126L48 124V123H51L52 124V126H53V124L55 123V120H57L56 118H59V117H61L62 115H61V113H60V115L61 116H59L58 114H52V116L51 117H48L47 115V113H49V112H52L53 110L51 109L50 111H48L47 110V108L45 109V107L43 108V107H41L42 108V110H40V111H42V112H40L41 114L40 115H35V114H38L36 111L37 110H35L34 108H33V106L30 104L31 102L30 101H28L29 99L28 98H30L31 99V97L30 96H28L27 97V95H24V92H22V90L20 89V87L21 86H24L25 84H26V82L24 83V85L22 84V81H21V84H19L18 82H19V77L20 76H22V77H24V78H29V76H30V78H29V80H30V82L29 83H32L31 85V87H34V92H35V94L37 93L38 94V92H37V90H38V87H39V84H38V86L36 85L37 84V80L38 79H36V75H38L37 74V72H39V71H36L35 70V68H32L33 67V65H32V67H30V65L29 66H27V64H28V61L25 59V58H23V56H21V55H23V53H25V54H28V53H26V52H20L18 49H15V50H13ZM29 51V50H28ZM35 51H36V49H35ZM45 52H47V51H45ZM57 52H58V49H57ZM203 52H207V50H205V51H203ZM236 52V51H235ZM62 53V52H61ZM199 53V52H198ZM198 53L196 54V55H198ZM207 53H209V51L207 52ZM215 53V52H214ZM56 54V53H55ZM60 53H58V55H59ZM233 54H234V52H233ZM200 55H202V53L200 54L199 53V55L198 56H200ZM204 56H205V54H203ZM208 55V57H209V54H207ZM235 55V54H234ZM254 55V54H253ZM10 56V55H9ZM30 56V55H29ZM54 56V55H53ZM231 56V55H230ZM240 56V55H239ZM8 57V56H7ZM13 57V56H12ZM55 58L57 57L56 55L54 56ZM61 57V56H60ZM60 57H59V59H57V60H60ZM58 58V57H57ZM200 58H202V57H200ZM245 58V57H244ZM250 58H251V60H250ZM258 58L259 59H261L262 61L260 62L259 60H258ZM61 59H62V57H61ZM68 59V58H67ZM3 60V63H4V66L5 65H7L6 64V62H5V60L4 59H2ZM63 60V59H62ZM61 60V61H62ZM70 60V59H69ZM183 60V61H182ZM195 60V59H194ZM225 60V59H224ZM228 60V59H227ZM237 60V59H236ZM54 61V60H53ZM64 61H66L65 59H64ZM64 61H62V62H64ZM68 61V60H67ZM193 61V60H192ZM196 61H197V59H196ZM228 61H230V60H228ZM8 62V63H9ZM31 62V61H30ZM58 62V61H57ZM60 62V61H59ZM61 62V63H62ZM2 63V62H1ZM0 63V64H1ZM55 63V62H54ZM61 63H60V65H61ZM261 63V64H260ZM114 64V63H113ZM181 64V65H180ZM57 65V64H56ZM64 65V64H63ZM115 64H114V66H116ZM42 66H44V65H42ZM51 66V65H50ZM123 66V68H121ZM129 66V65H128ZM211 66H213V67H211ZM1 67H3V66H1ZM29 68V70H27L28 68ZM44 67H46V66H44ZM61 67V66H60ZM125 67H127V66H125ZM132 67V68H133ZM218 67V68H217ZM232 67H230V68H232ZM7 68V67H6ZM55 68V67H54ZM57 68V67H56ZM141 68V69H140ZM214 69V72H212V70ZM223 70H222V69ZM262 68H264V65H263V67ZM4 69V68H3ZM131 69V68H130ZM182 69H184V70H182ZM227 69V68H226ZM253 69V71H251ZM60 70V69H59ZM126 70V69H125ZM250 70V71H249ZM7 71V70H6ZM56 71H58V70H55V72ZM62 71V70H61ZM216 71V72H215ZM226 71V72H225ZM263 71H264V69H263ZM4 72H5V70H4ZM42 72V71H41ZM45 72H47V71H45ZM59 72V71H58ZM142 72H144V70L142 71ZM221 72H224V73H221ZM253 72V73H252ZM259 72H262V71H259ZM61 73V72H60ZM65 73V72H64ZM137 73H139V72H137ZM262 73H264V72H262ZM62 74V73H61ZM245 74H247V73H245ZM248 74V75H249ZM253 74V75H252ZM28 75V76H27ZM40 75V74H39ZM46 75H47V73H46ZM58 75V74H57ZM67 75V74H66ZM69 75V74H68ZM67 75V76H68ZM115 75V74H114ZM36 76V77H35ZM50 76V75H49ZM48 76V77H49ZM59 76V75H58ZM58 76L56 77V79L58 78ZM131 76H126L127 77V79H131ZM240 76H244V77H240ZM41 77V76H40ZM69 77V76H68ZM137 77V76H136ZM135 77V78H136ZM39 78V77H38ZM51 78V77H50ZM59 78H61V77H59ZM139 78V77H138ZM244 80H243V79ZM21 79V78H20ZM23 79V78H22ZM35 79H36V81H35ZM42 79V78H41ZM40 79V80H41ZM44 79V78H43ZM47 79V78H46ZM62 79V78H61ZM69 79V78H68ZM116 80H117V78H115ZM123 79V80H124ZM126 79V80H127ZM137 79V78H136ZM35 81V84L32 82V81ZM55 80V79H54ZM60 80V79H59ZM65 80H66V78H65ZM119 80H120V78H119ZM122 80V79H121ZM132 80V79H131ZM214 80H217L218 81V86H217V84L215 85V87H214V89L209 93V95H206V97H208L206 100L207 101H204V98L202 99V102H206V105L207 106H205L204 104H201V102H200V104H201V106H200V109H201V107L202 106H204L203 108H202V110L204 109V111H202V110H200L199 112H197L196 113V110L197 109H195L197 106H198V104H197V106L195 105V102H194V105L196 106L195 108H194V106H193V112L192 111H190V109H189V113L188 112H186L184 109H187L186 107L188 106L187 104L188 103H191V101L189 102V100H192V101H195V99L193 100L192 98H185V96L184 95H187L188 96V93L190 94V92L191 91H193V90H195V88H196V86L198 85V86H204V87H206L207 85H209L212 81H214ZM24 81H26V79L24 80ZM45 81V80H44ZM62 81V80H61ZM67 81V80H66ZM217 81L215 82V83H217ZM38 82H40L39 80H38ZM42 82V81H41ZM40 82V83H41ZM46 82V84H47V86L49 87V89H52L51 87H53V86H55V85H53V86H51L50 84V82L49 81H45ZM63 82H65L64 80H63ZM69 82V81H68ZM28 83V82H27ZM53 84V83H52ZM66 84V83H65ZM158 84H161V87H157V85ZM20 85V86H19ZM29 85V84H28ZM34 85V86H33ZM42 85H43V82H42ZM41 85V86H42ZM149 85V84H148ZM116 86V85H115ZM117 87H119V85L117 86ZM22 88V87H21ZM25 88H27V85H26V87ZM41 88H44V85H43V87H41ZM40 88V89H41ZM53 88H55V87H53ZM68 88V87H67ZM147 88H150V86L148 87L147 86ZM248 88V89H247ZM23 89V88H22ZM28 89V88H27ZM30 89V88H29ZM39 89V90H40ZM49 89H47V90H49ZM64 89V88H63ZM202 90H205L204 88H201ZM45 90H46V88H45ZM44 90V91H45ZM54 89H52V91H53ZM114 90V89H113ZM142 90V89H141ZM147 90V89H146ZM258 90V89H257ZM33 91V90H32ZM43 91V90H42ZM119 91H120V88H119ZM256 91V90H255ZM26 92V91H25ZM47 92V91H46ZM49 92V91H48ZM110 92H112V90L110 91ZM116 92H118V91H115V93ZM122 92V91H121ZM142 92V91H141ZM259 92V91H258ZM28 93V92H27ZM33 93V92H32ZM31 93V94H32ZM40 93V92H39ZM261 93V92H260ZM30 94V95H31ZM36 94V95H37ZM107 94V93H106ZM111 94H113V92L111 93ZM123 94V93H122ZM145 94V93H144ZM180 94H184V95H182V97H181V99L179 100L178 98H179V95ZM205 94V93H204ZM29 95V94H28ZM43 95V94H42ZM45 95V94H44ZM47 95V94H46ZM45 95V96H46ZM197 95V94H196ZM201 95H203V94H201ZM31 96H34V94H32ZM80 96H82V95H80ZM109 96V95H108ZM115 96V95H114ZM113 96V97H114ZM123 96V95H122ZM122 96H120V97H122ZM193 96H195V94L193 95ZM193 96H191V94H190V96L189 97H193ZM35 97V96H34ZM37 97V96H36ZM35 97V98H36ZM99 97V96H98ZM110 97V96H109ZM119 97V98H120ZM195 97H198V95L197 96H195ZM194 97V98H195ZM33 98V97H32ZM96 98V97H95ZM94 98V99H95ZM106 98H107V96H106ZM116 98H117V95H116ZM182 98H184V99H182ZM34 99V98H33ZM42 99H44V97L42 98ZM46 99V98H45ZM100 99H101V97H100ZM110 99H111V97H110ZM112 99H114L115 100V98H112ZM123 99V98H122ZM178 99V100H177ZM84 100V99H83ZM95 100H97V99H95ZM102 100H104V99H102ZM106 100V99H105ZM108 100V99H107ZM182 100H184V102H186L187 100V106L185 105V103L183 104L184 105V107L185 108H183V113L184 112H186V113H184L183 114V122H182V124L181 125H178V127H176L175 128V131H170V129L169 128H167V126H163L162 124H161V122H160V120L158 119V117H157V115H156V113L158 112L157 111V108H159V107H161L162 108V111L161 112H158V114L159 115H161V116H165V115H167L169 112H168V110H172L171 112H173L174 110V108H171L169 105H172V107H174L175 106V104H177L178 106H179V103H181L182 102ZM94 101V100H93ZM117 101V100H116ZM197 101V100H196ZM42 102V101H41ZM40 102V103H41ZM83 102V101H82ZM98 102H99V100H98ZM101 102V101H100ZM112 102V101H111ZM134 102V101H133ZM146 102V101H145ZM87 103V102H86ZM85 103V104H86ZM95 103H97V102H95ZM117 103V102H116ZM119 103H122L121 101H119ZM147 103V102H146ZM167 103V105L166 106H164L165 104ZM193 103V102H192ZM247 103L248 105H252V107H253V105L255 104V106H254V108H257V107H259V108H257V110L260 112V115L259 116H257L256 115V113L255 114H251L252 112L249 110V108L246 110L245 108L246 107H249L248 105H246L245 106V108H244V105ZM260 103V104H259ZM67 104V103H66ZM65 103H64V105H66ZM82 104V103H81ZM89 104H91V102H89ZM100 104V103H99ZM98 104V105H99ZM112 104V103H111ZM182 104V103H181ZM180 104V105H181ZM63 105V104H62ZM68 105V104H67ZM87 105H88V103H87ZM98 105H96L97 106V108H98ZM104 105H106V104H104ZM110 105V104H109ZM115 105V104H114ZM177 105H176V107H177ZM182 105V106H183ZM258 105V106H257ZM85 105H83L82 106V109H88V107H84ZM108 106V105H107ZM116 106H118V105H116ZM119 106H120V104H119ZM150 106V105H149ZM148 106V107H149ZM190 106V105H189ZM188 106V107H189ZM199 106L197 107L198 109H199ZM208 106L210 107V108H208ZM113 107V106H112ZM111 107V108H112ZM115 107V106H114ZM133 107V106H132ZM175 107V108H176ZM39 108H40V106H39ZM78 108V107H77ZM92 108H93V106H92ZM96 108V107H95ZM106 108V107H105ZM117 108V107H116ZM128 108V107H127ZM130 108V107H129ZM170 108V109H169ZM191 108V107H190ZM81 109V108H80ZM107 109H108V107H107ZM118 109V108H117ZM123 109V108H122ZM121 109V111L122 112H124L125 111V109H124V111ZM138 109H139V107H138ZM187 109V110H188ZM39 110V109H38ZM78 110V109H77ZM93 111H94V109H92ZM95 110H97V109H95ZM100 110H102V109H100ZM109 110H111V109H109ZM126 110H128V109H126ZM130 110H132V109H130ZM129 110V111H130ZM152 110V111H151ZM76 111V110H75ZM87 111V110H86ZM108 111V110H107ZM117 111V110H116ZM118 111H119V109H118ZM251 113H250V112ZM85 112V111H84ZM89 112V111H88ZM126 112H128V111H125L124 113L126 114ZM195 112V113H194ZM54 113H55V111H54ZM56 113H57V111H56ZM72 113H73V111H72ZM90 113V112H89ZM93 113V112H92ZM110 113V112H109ZM118 113V112H117ZM137 113V112H136ZM135 112H133V114H136ZM138 113V114H139ZM147 113V112H146ZM192 113H194V114H192ZM50 114V113H49ZM63 114V113H62ZM77 114H78V112H77ZM86 114V113H85ZM91 114V113H90ZM96 115H97V113H95ZM106 114V113H105ZM108 114V113H107ZM120 114H122L121 112H120ZM120 114H117V115H119V117H120ZM80 115V114H79ZM95 115V116H96ZM109 115V114H108ZM111 115V114H110ZM109 115V116H110ZM113 115V114H112ZM116 115V116H117ZM123 115V114H122ZM127 115V114H126ZM126 115H124V116H126ZM252 115H254V117L253 118H251L252 117ZM63 116L65 117V115L63 114ZM67 116V115H66ZM69 116V115H68ZM73 116V115H72ZM72 116H70L71 118H72ZM105 118H104V117ZM103 118L104 119H106V115H104L103 114ZM108 116V117H109ZM238 116H240V117H238ZM256 116V117H255ZM77 117V116H76ZM92 117H93V115H92ZM111 117V116H110ZM122 117V116H121ZM127 117V116H126ZM125 117V118H126ZM137 117V116H136ZM67 118H69V117H67ZM74 118H75V116H74ZM81 118V117H80ZM89 118V117H88ZM125 118H123V119H125ZM142 118V117H141ZM62 119V118H61ZM94 120H95V118H93ZM108 119V118H107ZM111 119V118H110ZM109 119V120H110ZM135 119V118H134ZM138 119H140V118H138ZM65 120V119H64ZM68 120V119H67ZM72 120H73V118H72ZM89 120H90V118H89ZM117 120H119V119H117ZM128 120V119H127ZM91 121H92V119H91ZM105 121H107V120H105ZM111 121H114V120H111ZM120 121V120H119ZM122 121V120H121ZM129 121V120H128ZM142 121H144V120H142ZM241 121V120H240ZM57 122V121H56ZM67 122V121H66ZM70 122V121H69ZM101 122H102V124H103V121L101 120L100 121V125H102L101 124ZM117 122V121H116ZM58 123H60V122H58ZM109 123V122H108ZM122 123V122H121ZM121 123H119L118 125L120 126V124ZM123 123H127V121L126 122H123ZM129 123V122H128ZM131 123V122H130ZM141 123V122H140ZM139 123V124H140ZM212 123V124H213ZM61 124V123H60ZM59 124V127H60V130L61 131H65L66 132V136L68 137V140L65 138V140H67V141H71V139H72V129L74 128V129H76L77 130V128L78 129H80L83 133H86L87 135H88V133L90 132L89 130L87 131V129L88 128H86V126L85 125H83V126H81L78 122H76L75 121V123H70V124H68V123H62L61 125ZM86 124V123H85ZM113 124H115V126H116V123H114L113 122ZM211 124V123H210ZM211 124V125H212ZM216 124V123H215ZM50 125V124H49ZM91 125V124H90ZM106 125V124H105ZM108 125H110V123L108 124ZM128 125V124H127ZM130 125V124H129ZM141 125V124H140ZM143 125V126H144ZM220 125V129H223V128H221L222 126ZM55 126V125H54ZM57 126V125H56ZM111 126V125H110ZM114 126V127H115ZM118 126V127H119ZM132 126V125H131ZM144 126V127H145ZM233 126V127H234ZM247 126V125H246ZM59 127L57 128V127H54V128H57L58 130H59ZM98 127V126H97ZM103 127V126H102ZM121 127V126H120ZM119 127V128H120ZM129 128H132V127H130V126H128ZM141 127H142V125H141ZM211 127H215V125L214 126H211ZM217 127H218V125H217ZM53 128V127H52ZM51 128V129H52ZM95 128V127H94ZM109 128V127H108ZM108 128H107V130H108ZM113 128V127H112ZM118 128V129H119ZM161 128H162V130H161ZM164 128V129H163ZM167 128V129H166ZM237 128H239V127H237ZM243 130L245 129L244 127H241ZM240 128V129H241ZM73 129V130H74ZM98 129H100L99 127H98ZM97 129V130H98ZM115 129H117V127H115ZM143 129V128H142ZM179 129V130H178ZM241 129V130H242ZM53 130V129H52ZM59 130V131H60ZM75 130V131H76ZM94 130V129H93ZM95 130H96V128H95ZM101 130V129H100ZM102 130H105V127H104V129L102 128ZM109 130H110V128H109ZM113 130H114V128H113ZM123 130H125L124 129V127H123ZM166 130H168V131H166ZM210 130V129H209ZM218 130H219V128H218ZM74 131V132H75ZM80 131V132H81ZM92 131V130H91ZM119 131V130H118ZM145 131V130H144ZM147 131V130H146ZM145 131V132H146ZM214 131V130H213ZM230 131V130H229ZM88 132V133H87ZM98 131H96V133H97ZM107 132V131H106ZM113 131H111V133H112ZM138 132V131H137ZM149 132V131H148ZM147 132V133H148ZM220 132H222V131H219V133ZM224 132H225V130H224ZM227 132V131H226ZM236 132V131H235ZM240 132H242V133H244L245 135L244 136H246L247 138H249L253 133H251V135L248 137L247 136V134L245 133V131L243 132V131H240ZM239 132V133H240ZM247 132V131H246ZM47 133H48V131H47ZM47 133H45V135L44 136H49ZM53 132H51V134H52ZM100 133H102V132H100ZM100 133H98L99 134V136H100ZM110 133V132H109ZM118 134H119V132H117ZM117 133H115L114 134V136H116V134ZM121 133V132H120ZM126 133V132H125ZM139 133V132H138ZM141 133H143L144 134V132H141ZM140 133V134H141ZM215 133V132H214ZM47 134V135H46ZM54 135H55V133H53ZM52 134V135H53ZM69 134H70V137H69ZM76 134H78V131H77V133ZM80 134H82V133H80ZM80 134H78V135H80ZM89 134H91V133H89ZM108 134V133H107ZM128 134V133H127ZM126 134V135H127ZM150 133H148V136H150L149 135ZM223 134H225V133H223ZM233 134V133H232ZM241 134V133H240ZM83 135V134H82ZM87 135H83V137H85V136H87ZM102 135H104V134H102ZM109 135H111V134H108V136ZM125 135V138L127 137ZM137 135H139V134H137ZM147 135V134H146ZM162 135L164 136V137H167V140H168V144H167V142H165V141H163L162 140ZM218 135V134H217ZM230 135V133L228 134V136ZM249 135V134H248ZM41 136V135H40ZM88 136H90V135H88ZM87 136V138H89ZM92 136V135H91ZM96 136V135H95ZM112 136H113V134H112ZM122 136V135H121ZM145 135H143V137H144ZM148 136H146V137H148ZM53 137V136H52ZM55 137H56V135H55ZM55 137H53V138H55ZM65 137V136H64ZM81 138H80V140L82 139V136H80ZM119 137V136H118ZM140 137V136H139ZM233 137V136H232ZM232 137H231V139H232ZM240 137V136H239ZM245 137V138H246ZM45 138H47V137H45ZM53 138H51V137H48V140H52ZM77 138V139H76ZM75 139V141H77L78 140V138L79 137H76ZM94 138H96V137H94ZM100 138H101V136H100ZM108 138V137H107ZM110 138V137H109ZM123 138V137H122ZM128 138V137H127ZM130 138V137H129ZM132 138V137H131ZM145 138V137H144ZM216 138V137H215ZM234 138V137H233ZM37 141H36V140ZM39 139V138H38ZM43 139V138H42ZM56 139V138H55ZM90 139H91V137H90ZM99 139V138H98ZM101 139H104V138H101ZM100 139V140H101ZM119 139H121V138H119ZM133 139V138H132ZM140 139H142V137L140 138ZM237 139V138H236ZM46 140V139H45ZM48 140H46V141H48ZM50 140V141H51ZM59 140H61V139H59ZM65 140H64V142H65ZM80 140H78V142L80 143L81 141ZM89 140V139H88ZM96 140H97V138H96ZM99 140V141H100ZM115 140V139H114ZM113 140V141H114ZM122 140H124L125 141V139H122ZM128 140V139H127ZM136 140V139H135ZM217 140V139H216ZM40 141H41V139H40ZM39 141V142H40ZM43 141V140H42ZM41 141V142H42ZM49 141V142H50ZM53 141H55L54 139L51 141V143H53ZM94 141V140H93ZM103 141V140H102ZM111 141V140H110ZM120 141V140H119ZM45 142V141H44ZM56 142H57V140H56ZM53 143V144H55V146L56 147H58V143H60V142H57V143ZM96 142V141H95ZM121 142V141H120ZM123 142V141H122ZM126 142H129V141H126ZM125 142V143H126ZM138 142V141H137ZM140 142H141V145H142V143H145V142H142V140H140ZM218 142V141H217ZM220 142V141H219ZM228 142V141H227ZM226 142V140H225V143H227ZM235 142V141H234ZM62 143H63V141H62ZM78 143V144H79ZM82 143H83V141H82ZM90 143V142H89ZM94 143V142H93ZM101 143H103V142H101ZM110 143V142H109ZM223 143V142H222ZM237 143H238V140H237ZM236 143V144H237ZM243 143V142H242ZM42 144V143H41ZM61 144V143H60ZM66 144H68L67 142H65V144H64V146L66 147ZM98 144V143H97ZM129 144V143H128ZM130 144H132L131 142H130ZM135 144V143H134ZM134 144H133V146H134ZM139 144V143H138ZM235 144V143H234ZM45 145V144H44ZM44 145H41V146H43L42 148H44V147H46V146H44ZM51 144H48V146H50ZM63 145V144H62ZM62 145H61V147H62ZM69 145V144H68ZM72 145V144H71ZM73 145L75 146L76 144H74L73 143ZM84 144H82V147H83V149H84V146H83ZM93 145V144H92ZM99 145H102V144H99ZM105 145V143L103 144V146ZM108 146H110V145H112V144H107ZM140 145V144H139ZM138 145V146H139ZM168 145H169V148H168ZM237 145H240V144H237ZM243 145H244V143H243ZM246 145H247V143H246ZM251 145V146H252ZM53 146V145H52ZM70 146V145H69ZM87 146V145H86ZM91 146V145H90ZM95 146V145H94ZM98 146V145H97ZM113 146V145H112ZM111 146V148L110 149H112L113 147ZM129 146H131V145H129ZM143 146V147H144ZM183 147V148H180V147ZM248 146L249 145H247L246 147L248 148ZM37 147V148H36ZM59 147H60V145H59ZM58 147V148H59ZM65 147H63V148H65ZM71 147H73V146H70V147H68V151H69V148H71ZM92 148H93V146H91ZM132 147V146H131ZM136 147V146H135ZM142 147V146H141ZM178 147V148H177ZM232 147V146H231ZM241 147L243 148V146L241 145ZM28 148V147H27ZM48 148V147H47ZM62 148V149H63ZM67 148V147H66ZM66 148H65V151L64 152H66ZM75 148H77V149H79V150H81L82 148H81V144H79V147L77 146V147H75ZM81 148V149H80ZM87 148V147H86ZM95 148V147H94ZM99 149H102V148H100V147H98ZM107 148V147H106ZM109 148V147H108ZM182 149L183 151H186V152H183V151H181L182 152V154H179V152H176V151H178V150H180V149ZM239 148V147H238ZM246 148V149H247ZM251 148V147H250ZM41 149V148H40ZM57 149V148H56ZM74 149V148H73ZM77 149H74V150H77ZM96 149H97V147H96ZM132 149H135V148H132ZM137 149V148H136ZM177 149V150H176ZM187 149V150H186ZM245 149V146H244V151L246 150ZM26 150H28V149H26ZM44 150H46L45 148H44ZM64 150V149H63ZM63 150H62V152H63ZM72 150V149H71ZM78 150V151H79ZM109 150V149H108ZM114 150V149H113ZM140 150H141V148H140ZM233 150V149H232ZM235 150V149H234ZM248 150H249V153L251 152V149H249L248 148ZM29 151V150H28ZM32 151V150H31ZM33 151V152H34ZM58 151V150H57ZM87 151V150H86ZM91 151V150H90ZM102 151V150H101ZM138 151H139V147H138ZM38 152H39V150H38ZM40 152H42V151H40ZM45 152V151H44ZM61 151H60V153H58V156H59V154L61 155V153H62ZM82 153H80L81 155H83L84 153H86V152H84V150H82L81 151ZM92 152H94L93 150H92ZM97 153H98V151H96ZM135 153H137V151H134ZM170 152L172 153V154H175V155H177V154H179L178 156H173V159L172 160H170L169 161V156H167V154L169 153V155H170V158H171V155L172 154H170ZM174 152H176V153H174ZM24 153V152H23ZM36 153V152H35ZM43 153V152H42ZM41 153V154H42ZM49 153V152H48ZM75 153V152H74ZM90 154H91V152H89ZM95 153V152H94ZM102 153V152H101ZM100 153V154H101ZM105 153H107V152H105ZM132 153H133V151H132ZM26 154V153H25ZM63 154V153H62ZM96 154V153H95ZM94 154V155H95ZM140 154V153H139ZM139 154H138V157H140L139 156ZM141 154V155H142ZM165 154V155H164ZM246 154V153H245ZM35 155H37V154H35ZM39 155V154H38ZM45 155H47V153H45ZM64 155V160H65V153L63 154ZM69 155V154H68ZM68 155H66V156H68ZM78 156H81V155H79V154H77ZM85 155V154H84ZM84 155L82 156V157H84ZM115 155V154H114ZM133 155V154H132ZM135 155V154H134ZM195 155V156H194ZM262 155H264V154H262ZM27 156H28V154H27ZM53 156V155H52ZM51 156V157H52ZM55 156V155H54ZM54 156H53V158H54ZM102 156V157H101ZM109 156V155H108ZM113 156V155H112ZM137 156V155H136ZM163 156H167V158H164ZM187 156L185 157V159H183V160H186L187 159ZM246 155H244V157L243 158H245V159H247V157H245ZM247 156H249V154L247 155ZM251 156H254V155H251ZM29 157V156H28ZM38 157H40V155L38 156ZM49 157V156H48ZM57 157V156H56ZM70 157V156H69ZM82 157H80L81 159H84V158H82ZM91 157V156H90ZM94 157V156H93ZM97 157V156H96ZM114 157H116V156H114ZM113 157V158H114ZM120 158L119 159H123V158H121L122 156H119ZM178 157V158H177ZM182 158H183V155L181 156ZM250 157V156H249ZM255 157V156H254ZM25 158V157H24ZM53 158H51V159H53ZM63 158V157H62ZM62 158H61V160H62ZM101 158H103V154L102 155H100V156H98L97 158H96V168H98V169H100V168H102V159ZM105 158H107L106 157V154H105ZM140 158H143V157H140ZM162 158V160L163 159H168V161L171 163V161H174V165H173V163H169L168 161H166V160H164V161H160V159ZM174 158H177V163L175 162L176 160L174 159ZM181 158V159H182ZM188 158V160H189V162L191 163L193 160L191 159H189ZM251 158V157H250ZM31 159H33V158H31ZM36 159V158H35ZM43 159V158H42ZM56 159V158H55ZM86 159V158H85ZM119 159H116V161L117 160H119ZM157 159V160H156ZM56 160H58V159H56ZM60 160V161H61ZM88 160V159H87ZM92 160H94L93 158H92ZM104 160V159H103ZM105 160H107V159H105ZM115 160V159H114ZM135 161H136V159H134ZM140 160V159H139ZM138 160V161H139ZM263 160V161H262ZM51 161V160H50ZM53 161H55V160H53ZM68 161V160H67ZM86 161V160H85ZM158 161H160L159 163L161 164L162 163V165L160 166L159 165V163H158V165L156 164ZM202 161V162H201ZM245 161V160H244ZM254 161H256L257 163L260 161V160H255V158H254ZM26 162V161H25ZM62 162V161H61ZM77 162V161H76ZM81 162V161H80ZM94 162V161H93ZM113 162V161H112ZM156 162V163H155ZM163 162H164V166H163ZM167 162H168V164H167ZM188 162V163H189ZM200 162V163H199ZM261 162H262V164H261ZM59 163V162H58ZM69 163V162H68ZM83 164H84V162H82ZM92 163V162H91ZM118 163V162H117ZM119 163H123V160H122V162H119ZM125 163V162H124ZM133 163H134V161H133ZM140 163V162H139ZM168 165V167L167 166H165L166 164ZM257 163H255L257 166H258V164ZM60 164V163H59ZM62 164V163H61ZM87 164V163H86ZM112 164V163H111ZM114 164V163H113ZM126 164V163H125ZM130 164V163H129ZM169 164H170V167H171V169H168V168H170L169 167ZM177 164V165H176ZM246 164V163H245ZM79 165V164H78ZM93 165V164H92ZM120 165V164H119ZM119 165H118V167H119ZM131 165V164H130ZM144 165V166H145ZM151 165H153V166H151ZM155 165H157V166H155ZM197 165V166H198ZM31 166V165H30ZM34 166V165H33ZM59 166V165H58ZM60 166H62V165H60ZM72 166V165H71ZM82 165H80V168L82 169V170H86V167L84 168H82L81 167ZM84 166V165H83ZM95 166V165H94ZM113 166V165H112ZM141 167V165H138V167ZM155 166V167H154ZM160 166V167H159ZM37 167V166H36ZM47 167H49V165L47 164V166H46V168ZM63 167V166H62ZM93 167V166H92ZM104 167H106L105 165H104ZM108 167V166H107ZM113 167H115V166H113ZM121 167V166H120ZM120 167H119V169H120ZM123 167H124V165H123ZM126 167V166H125ZM131 167H133V169H135L134 168V165L132 164V166ZM137 167V168H138ZM164 167H167V168H164ZM184 167V166H183ZM246 167V166H245ZM244 167V168H245ZM256 167V166H255ZM25 168V167H24ZM75 168V167H74ZM117 168V167H116ZM142 168V167H141ZM188 168V167H187ZM186 168V169H187ZM190 168V167H189ZM194 168V167H193ZM200 168V167H199ZM202 168V167H201ZM259 168H260V171H262L263 170V174H264V159H261V161H260V165H259ZM62 169V168H61ZM64 169V168H63ZM73 169V168H72ZM81 169H79L80 170V172L82 171ZM110 169V168H109ZM124 169V171H125V168H123ZM129 169H130V166H129ZM132 169V168H131ZM132 169V170H133ZM143 169V168H142ZM241 170H243L242 169V167L240 168ZM245 169H247V168H245ZM46 170H49V168H47ZM74 170V169H73ZM76 170V169H75ZM102 170V169H101ZM136 170V169H135ZM134 170V172L136 173V171ZM139 170H140V168H139ZM151 170L149 171V172H151ZM179 171V173L177 174V172ZM184 170V171H183ZM194 170V169H193ZM193 170H189L188 172H190V171H193ZM202 170V169H201ZM256 170H259V169H256ZM37 171H39V170H37ZM45 170H43V172H44ZM56 171H57V169H56ZM71 171V170H70ZM87 171V170H86ZM110 171V170H109ZM108 171V172H109ZM122 171V170H121ZM127 171H128V167H127ZM127 171H125L126 173H127ZM142 171V170H141ZM141 171H139V173H143V172H141ZM146 171V172H147ZM177 171V172H176ZM187 171V170H186ZM209 171V170H208ZM245 171V170H244ZM23 172V171H22ZM32 172V171H31ZM40 172V171H39ZM59 171H57V173H58ZM65 172V171H64ZM104 172L106 173V169L104 170ZM145 172V171H144ZM148 172V173H149ZM214 172H212V173H214ZM238 172H240V171H238ZM257 172V171H256ZM20 173H21V171H20ZM33 173V172H32ZM31 173V174H32ZM42 173V172H41ZM46 174H44L45 175V177H48L49 178V176H51V175H49V173H50V171H47V172H45ZM55 174H57L56 172H54ZM60 173V172H59ZM85 174V172L84 171H82V173L81 174ZM120 173V172H119ZM122 173H123V171H122ZM125 173V175H126V177H127V174ZM204 173V172H203ZM212 173L210 172V174H211V176H212ZM216 173H214L215 175H216ZM236 173V172H235ZM37 174H38V172H37ZM52 174V173H51ZM80 174V176H84V178H85V175H81ZM151 174V175H152ZM174 174H177V175H174ZM188 174V173H187ZM191 174V173H190ZM209 174V175H210ZM232 174V173H231ZM35 175V174H34ZM44 175H43V177H44ZM107 175V174H106ZM131 175H133V172H132V174ZM138 175V174H137ZM136 175V177H138ZM148 177H149V175L148 174H146ZM201 175H203V174H201ZM208 175V176H209ZM234 176H236V175H238V173L237 174H233ZM37 176V175H36ZM35 176V177H36ZM121 176V175H120ZM123 176H124V174H123ZM141 176V175H140ZM145 175H143L142 177H144ZM154 176H150V181H149V178H147L146 180H147V183H151L150 185L152 186V187H154L155 185H152L153 184V182H155L156 183V181L152 178V177H154ZM206 176V175H205ZM1 177V178H2ZM32 177H33V175H32ZM39 177V176H38ZM41 177V176H40ZM112 177H113V174H112ZM146 177V176H145ZM173 179H172V178ZM213 177V179H215V177H217V176H212ZM232 178H231V181L232 180H234V177L233 176H231ZM261 177V176H260ZM34 178V177H33ZM87 178H88V176H87ZM108 178V177H107ZM117 178V177H116ZM122 178V177H121ZM124 178V177H123ZM169 178H171V179H169ZM184 178V179H183ZM237 178H239V177H237ZM105 179V178H104ZM113 179V178H112ZM126 179V178H125ZM124 179V180H125ZM218 179H220V177L218 178ZM236 179V178H235ZM256 179V178H255ZM6 180H8V179H6ZM5 180V181H6ZM35 180V179H34ZM153 180V181H152ZM169 180V181H168ZM209 180V179H208ZM226 180V181H225ZM10 181V180H9ZM27 181H30V180H27ZM45 181V180H44ZM54 181V180H53ZM52 181V182H53ZM56 181V180H55ZM78 181H79V179H78ZM78 181L76 182V183H78ZM113 181V180H112ZM111 181V182H112ZM121 181V180H120ZM119 181V182H120ZM144 181H145V178H144ZM171 181V182H170ZM202 181H205V180H203L202 179ZM216 181V180H215ZM218 181V180H217ZM238 181V180H237ZM239 181H240V178H239ZM114 182H115V184H116V181L114 180ZM184 182V181H183ZM182 182V183H183ZM185 182H188V179H186V181ZM213 182V181H212ZM107 183V182H106ZM123 183V182H122ZM122 183H121V185H122ZM125 184H126V181L124 182ZM123 183V184H124ZM146 183V184H147ZM158 183H156V186H155V188L157 189L159 186H161V185H159V186H157V184ZM214 183V182H213ZM213 183H211V184H213ZM216 183V182H215ZM215 183H214V186H218L217 188H219V187H221V186H219V185H215ZM221 183H223V182H221ZM247 182H245V184H246ZM248 183H249V181H248ZM256 183H258V182H256ZM26 184V183H25ZM30 184V183H29ZM29 184H26V185H28V187H29ZM50 184V183H49ZM81 184V183H80ZM177 184V183H176ZM205 184V183H204ZM218 184H220V182L218 181ZM224 184V183H223ZM222 184V186H224ZM225 184V185H226ZM227 184V185H228ZM233 184V183H232ZM241 184V183H240ZM242 184H243V182H242ZM249 184H253V183H249ZM262 184V183H261ZM32 185V184H31ZM52 185V184H51ZM51 185H49V186H51ZM97 186H96V189H98V188H100L101 186V184L100 185H98V184H96ZM109 185V184H108ZM248 184H246L245 186H247ZM256 185V186H255ZM254 186L255 187H257V184H255ZM54 186V185H53ZM100 186V187H99ZM116 186V185H115ZM177 186V185H176ZM184 186V185H183ZM244 186V185H243ZM254 186H247L246 188L248 189V188H252V187H254ZM118 187L120 188V191L122 190L123 191V188H121V186H119L118 185ZM123 187V186H122ZM204 187H206L205 185H204ZM212 187H213V185H212ZM241 187V186H240ZM254 187V188H255ZM30 188V187H29ZM29 188H26V189H29ZM33 188V187H32ZM36 188V187H35ZM79 188V187H78ZM101 188H103V187H101ZM110 188V187H109ZM114 188V186L112 187V189ZM155 188L153 189H151L150 188V192H152L151 190H153V192H157V191H155ZM171 188V187H170ZM245 187H244V189H246ZM253 188V189H254ZM261 188V187H260ZM38 189V188H37ZM106 189V188H105ZM108 189V188H107ZM106 189V190H107ZM115 189V188H114ZM118 189V188H117ZM149 189V188H148ZM172 189V188H171ZM206 189H209V188H207L206 187ZM258 189V188H257ZM256 188H255V191H258ZM262 190H263V187L261 188ZM33 190V189H32ZM52 190V192L53 191H55L56 192V190H54V189H51ZM51 190H49V193H50V191ZM110 190V189H109ZM167 190V189H166ZM249 190V189H248ZM262 190H260V193H259V191L258 192H253V193H258V195L257 194H253V195H256L257 197L258 196H260L261 195V197H260V199H263L264 197H263V192H262ZM30 191V190H29ZM33 191H35V190H33ZM79 191V190H78ZM115 191H117L116 189H115ZM121 191V192H122ZM146 191H147V189H146ZM168 191V190H167ZM252 191H254V190H252ZM39 192V191H38ZM41 192V191H40ZM120 192V193H121ZM152 192V193H153ZM159 192V191H158ZM170 192V191H169ZM247 192V191H246ZM30 193V192H29ZM54 193V192H53ZM56 193H58V192H56ZM78 193V192H77ZM117 193H118V191H117ZM119 193V194H120ZM151 193V196L154 194H152ZM248 194H249V192H247ZM250 193H252V192H250ZM32 194H34L33 192H32ZM31 194V195H32ZM83 194V193H82ZM87 194V193H86ZM93 194V193H92ZM122 194V193H121ZM147 194H149V192H147ZM51 197H50V196ZM83 195H85V194H83ZM118 195V194H117ZM160 195V194H159ZM164 195V196H163ZM251 195V194H250ZM35 196H37V195H35ZM47 196H49L50 198H51V200H53L52 199V195L51 194H48ZM78 196V195H77ZM86 196V195H85ZM92 196V195H91ZM94 196H96V193L94 194ZM113 196V195H112ZM119 196H121V195H119ZM154 196H155V194H154ZM249 196V195H248ZM252 196V195H251ZM255 196V197H256ZM79 197H80V195H79ZM83 197V196H82ZM89 197V196H88ZM88 197H87V199H88ZM149 197V196H148ZM159 197V196H158ZM158 197H154V198H157L158 199ZM164 197H167V196H165V194L164 193H162L161 192V198H160V200H162V202L164 201H168V200H166V198L164 199ZM257 197L256 198H254L255 199V201H257V200H259V202H260V199H257ZM91 198H93V197H91ZM119 198V197H118ZM121 198V197H120ZM145 198H147L146 196H145ZM153 198V199H154ZM26 199V200H25ZM49 199V198H48ZM78 199V198H77ZM90 199V198H89ZM122 199V198H121ZM156 199V200H157ZM253 199V200H254ZM50 200V199H49ZM48 201L47 200V204L46 205H50V203L52 204V202L53 201ZM59 200H62L63 201V199H59ZM84 200V199H83ZM106 200H108V199H106ZM112 200H113V198L111 199V202H112ZM152 200V199H151ZM155 200V201H156ZM26 201V202H25ZM86 201V200H85ZM88 201V200H87ZM93 201H95L94 199H93ZM121 201V200H120ZM120 201H119V203H120ZM50 202V203H49ZM67 202V201H66ZM80 202V201H79ZM90 202H92V201H90ZM106 202H108V201H106ZM152 202H154V201H152ZM157 202V201H156ZM46 203V202H45ZM44 203V204H45ZM54 203V202H53ZM68 203V202H67ZM66 203V204H67ZM86 204H88L87 202H85ZM93 203V202H92ZM103 203V202H102ZM117 203V202H116ZM158 203V202H157ZM160 203V202H159ZM167 203V202H166ZM166 203H164V204H166ZM257 203H258V201H257ZM262 203V204H261ZM260 204H261V208H262V205H263V201L261 202ZM43 204V205H44ZM77 203H73L72 204V202H71V204L70 205H68V206H70V208L71 207H75L76 208V206L77 205H79V204H77ZM85 204V206H87ZM91 204V203H90ZM94 204V203H93ZM98 204V203H97ZM100 204V203H99ZM153 204H155V202L153 203ZM152 203H151V205H153ZM49 205H48V207H49ZM60 205H62V203L60 204ZM60 205H58V203H57V206H59V208H61L62 209V206L60 207ZM94 205H96V204H94ZM101 205V204H100ZM110 205H111V203H110ZM148 205V204H147ZM149 205H150V202H149ZM160 205V204H159ZM158 205V207H157V205L155 204V206H152V209L154 210V208H156L157 207V209L156 210H152L151 211V213L152 212H159V211H161V210H163L161 207L163 206V208H165L166 207V205L164 206V205H160L159 206ZM167 205H169L170 206V204L169 203H167ZM258 205H259V203H258ZM258 205H257V207H258ZM51 206H53V205H51ZM50 206V207H51ZM56 206V205H55ZM55 207V209H57L58 207ZM82 206V205H81ZM80 206V207H81ZM84 206V205H83ZM91 206V205H90ZM89 206V207H90ZM107 206V205H106ZM116 206V205H115ZM264 206V205H263ZM36 207V206H35ZM34 207V208H35ZM64 207V206H63ZM92 207H96V206H92ZM91 207V208H92ZM118 207H119V205H118ZM118 207H117V209H118ZM154 207V208H153ZM159 207L161 208V209H159ZM44 208L46 209L47 208V206L45 207V205H44ZM69 208V209H70ZM99 208H101V209H99ZM97 207V209H99V213H100V210H102V207ZM167 208V207H166ZM168 208H170V207H168ZM167 208V209H168ZM255 208V207H254ZM264 208V207H263ZM263 208L261 209V210H263ZM40 209V208H39ZM48 210H50V214L52 213L53 214V212L55 211L56 212V210H54V208H47ZM54 211H53V210ZM65 209V208H64ZM80 209V208H79ZM93 209V208H92ZM96 209V210H97ZM114 209V208H113ZM121 209V208H120ZM257 209V208H256ZM258 209H260V208H258ZM258 209L256 210V212L258 211ZM59 209H57V212L56 213H59L60 211H58ZM66 210V209H65ZM73 210V209H72ZM76 210V209H75ZM95 210V209H94ZM119 210V209H118ZM118 210L116 211V212H118ZM122 210V209H121ZM120 210V211H121ZM51 211H53V212H51ZM61 211H63V210H61ZM67 211V210H66ZM70 212H71V210H69ZM74 211V210H73ZM103 211H104V209H103ZM165 211L167 212V210L165 209ZM168 211H170L169 209H168ZM260 211V210H259ZM49 212V211H48ZM68 212V211H67ZM67 212H65V213H67ZM80 212H81V210H80ZM105 212V211H104ZM115 212V211H114ZM146 212V211H145ZM156 212H155V214H156ZM157 212V213H158ZM164 211H161V213H163ZM171 212V211H170ZM262 212V211H261ZM263 212H264V210H263ZM37 214H38V212H36ZM40 213V212H39ZM56 213H55V215H56ZM65 213H63V216H64V214ZM109 213V212H108ZM120 213H122V212H120ZM175 213H176V211H175ZM178 213V212H177ZM74 214V213H73ZM72 214V215H73ZM119 214V213H118ZM153 214V213H152ZM151 214V215H152ZM159 214V213H158ZM157 214V215H158ZM164 214V213H163ZM162 214V215H163ZM171 214V213H170ZM179 214V213H178ZM259 214H260V212H259ZM262 214V213H261ZM42 215H43V213H42ZM58 215V214H57ZM60 215V214H59ZM58 215V216H59ZM62 215V214H61ZM61 215H60V218H61ZM66 215V214H65ZM70 215V214H69ZM102 215H104V214H102ZM161 215V216H162ZM173 215V214H172ZM177 215V214H176ZM262 215H264V214H262ZM33 216V215H32ZM46 216V215H45ZM80 216V215H79ZM106 216H107V214H106ZM118 216V215H117ZM122 216H123V214H122ZM142 216H144V215H142ZM146 216V215H145ZM152 216H154V214L152 215ZM152 216H151V218H152ZM160 216V215H159ZM166 216H170V215H168V214H166ZM36 217V216H35ZM39 217V216H38ZM50 217V216H49ZM56 217V216H55ZM65 217V216H64ZM64 217H63V219H64ZM69 216H67L66 218H68ZM73 217H74V215H73ZM129 218H130V216H128ZM155 217H158V216H155ZM165 217V216H164ZM171 217V216H170ZM180 217V216H179ZM33 218V217H32ZM70 218H72V216L70 217ZM76 218V217H75ZM79 218V217H78ZM142 218H144V217H142ZM161 218V217H160ZM159 217H158V219H160ZM163 218V217H162ZM175 218L177 219L178 218V215L177 216H175ZM30 220H31V218H29ZM28 219V220H29ZM69 219V218H68ZM80 219V218H79ZM120 219V218H119ZM122 219V218H121ZM128 219V218H127ZM126 219V220H127ZM144 219H146V218H144ZM157 219V220H158ZM166 218H164V219H162L163 220V222L165 221V222H167V220H165ZM168 219V218H167ZM176 219H175V222L174 223H176ZM39 220V219H38ZM57 220H61V219H57ZM65 220L66 219H64V220H61V221H63V222H65ZM72 219H70V220H67V221H70V223L74 220H72ZM128 220H130V219H128ZM127 220V221H128ZM142 220L143 219H141V222H142ZM151 220H155L156 221V218L155 219H151ZM177 220H180L179 218L177 219ZM35 221V220H34ZM59 221H58V223L56 222V224H59ZM79 221V220H78ZM117 221V220H116ZM140 221V220H139ZM159 222H160V220H158ZM144 222H146V220L145 221H143L142 223L144 224ZM4 222H2V224H3ZM65 223H68V222H65ZM63 224L62 226L63 227H65L66 225L68 226V224ZM73 223V222H72ZM75 223V222H74ZM73 223V224H74ZM81 223V222H80ZM116 223V222H115ZM119 223V222H118ZM151 223H153V222H151ZM158 223V222H157ZM162 222H160V224H161ZM177 223H178V221H177ZM1 224V223H0ZM6 223H4V225H5ZM7 224H6V226H7ZM30 224V223H29ZM29 224H27V226H29ZM40 224H43V221H42V223H40ZM56 224L54 223V224H51V225H53V226H56ZM62 224V223H61ZM72 224V225H73ZM77 224V223H76ZM75 224V225H76ZM167 224H169L170 225V222H168ZM31 225V224H30ZM45 227H46V225L45 224H43ZM71 225V226H72ZM78 225V224H77ZM81 225H84V224H81ZM154 225V224H153ZM153 225H151V226H153ZM163 225H166V223H163ZM1 226H3V225H1ZM0 226V227H1ZM12 226V225H11ZM16 226V227H17ZM25 226V225H24ZM23 226V227H24ZM49 226H50V224H49ZM61 226V225H60ZM61 226V227H62ZM66 226V227H67ZM74 226V225H73ZM117 226V225H116ZM167 226V225H166ZM173 226H179V224L178 225H176V224H174ZM10 227V226H9ZM8 227V228H9ZM20 227V228H21ZM57 227H59V226H57ZM60 227V229H62ZM79 227H83V226H78V228ZM164 227V226H163ZM168 227V226H167ZM2 228V227H1ZM4 228H5V226H4ZM19 228V227H18ZM17 228V229H18ZM49 228V227H48ZM69 227H67V230H69L68 229ZM78 228L76 229V231L78 230ZM84 228V227H83ZM82 228V229H83ZM95 228H97V227H95ZM122 228V227H121ZM143 228V227H142ZM156 229V227H153V229ZM12 229V228H11ZM16 229V228H15ZM50 229V228H49ZM52 229V228H51ZM55 229V228H54ZM59 229V228H58ZM82 229H81V233L80 234H82L83 233V231H82ZM151 229H152V227H151ZM170 229V228H169ZM171 229H173L172 227H171ZM176 228H174L173 229V231H171V232H175L176 231V233H177V231H179L180 230V228H178V230H175ZM5 230V229H4ZM7 230V229H6ZM45 230V229H44ZM57 230V229H56ZM71 230V229H70ZM73 230H75V229H73ZM96 230V229H95ZM97 230H98V228H97ZM166 230V229H165ZM8 231V230H7ZM14 231V230H13ZM12 231V232H13ZM17 231V232H16ZM15 232L16 233H18L19 231L18 230H16ZM22 231V230H21ZM47 231V230H46ZM51 231V230H50ZM49 231V232H50ZM52 231H55V230H52ZM59 231V230H58ZM62 231V230H61ZM79 231V230H78ZM121 231H122V229H121ZM23 232V231H22ZM41 232V231H40ZM66 232V231H65ZM98 232H99V230H98ZM167 232V231H166ZM168 232H169V230H168ZM7 233V232H6ZM11 233V232H10ZM61 233V232H60ZM64 233V232H63ZM72 233V232H71ZM71 233H70V231L68 232V234L69 235H71ZM79 233V232H78ZM45 234V233H44ZM100 234V233H99ZM173 234V233H172ZM175 234V233H174ZM6 235V234H5ZM7 235H9V234H7ZM6 235V236H7ZM13 235V234H12ZM15 235V234H14ZM17 235V234H16ZM22 235V234H21ZM20 235V236H21ZM58 235V234H57ZM67 235V234H66ZM65 235V236H66ZM84 235V234H83ZM175 235H179L178 233L177 234H175ZM35 236H37V235H35ZM52 236H54L53 234H52ZM81 236V238L83 237L82 235H80ZM91 236H92V234H90V238H91ZM97 236V235H96ZM100 236V235H99ZM174 236V235H173ZM24 237V236H23ZM38 237V236H37ZM40 237V236H39ZM43 237V236H42ZM42 237H41V239H42ZM45 237V236H44ZM48 237V236H47ZM46 237V238H47ZM85 237H86V235H85ZM84 237V238H85ZM92 237H94V236H92ZM176 237V236H175ZM7 238H9L8 236H7ZM25 238V237H24ZM58 238H59V236H58ZM64 238V237H63ZM66 238V237H65ZM83 238V239H84ZM87 239L89 238V237H86ZM95 238V237H94ZM99 238V237H98ZM101 238V237H100ZM14 239V238H13ZM34 239V238H33ZM33 239H32V241H33ZM37 240H39V238H36ZM55 239H57V238H55ZM54 239V240H55ZM60 239V238H59ZM58 239V240H59ZM82 239V240H83ZM103 239V238H102ZM179 239V238H178ZM17 240V239H16ZM16 240H15V242H16ZM57 240V241H58ZM96 240V239H95ZM101 240V239H100ZM19 241V240H18ZM17 241V244L18 243H21V242H18ZM24 241V240H23ZM50 242H51V240H49ZM9 242V241H8ZM28 242V241H27ZM27 242H26V244H27ZM30 242V241H29ZM33 242H35V241H33ZM38 241H36V243H37ZM39 242H44L45 243V241L43 240H41V241H39ZM46 242H48V239H46ZM97 242H98V240H97ZM0 243H4V242H2L1 240H0ZM6 243V242H5ZM14 243V242H13ZM32 243V242H31ZM30 243V244H31ZM49 243V242H48ZM84 243L86 244V242L84 241ZM93 243V242H92ZM91 243V244H92ZM94 243H96V242H94ZM7 244V243H6ZM9 244H11V241H10V243ZM9 244H8V246H9ZM15 244V243H14ZM24 244V243H23ZM30 244H28L29 246H30ZM35 244V243H34ZM37 244H40V243H37ZM50 244H52V242L50 243ZM88 244V243H87ZM86 244V245H87ZM90 244V243H89ZM99 244L101 245L102 243H101V241L99 242ZM0 245H2V244H0ZM18 245H20V244H18ZM41 245V244H40ZM45 245V244H44ZM48 245V244H47ZM54 245V244H53ZM84 245V244H83ZM85 245V246H86ZM97 245H98V243H97ZM100 245H99V247H100ZM3 247H5L4 245H2ZM2 246H0V251H1V261L3 262V264H28V260L29 261H31L32 260V262H33V260L35 261V260H40V259H38V258H40V256L37 258V259H35V257H34V254L33 255H30V252L29 253H26V252H24L25 250H21L23 247H21L20 246V248L21 249H19V247L18 248H12V249H16V251H9V250H7V249H5V248H3ZM31 246H33V244H31ZM42 246H43V244H42ZM50 246V245H49ZM49 246H46L47 248L49 247ZM88 246V245H87ZM103 246H104V244H103ZM16 247V246H15ZM40 247V246H39ZM52 247V246H51ZM147 247V246H146ZM3 248V249H2ZM7 248V247H6ZM28 249V247H25L24 249ZM31 248V247H30ZM33 248V247H32ZM83 248H84V246H83ZM87 248V247H86ZM97 247H95L94 249H96ZM101 248H102V246H101ZM101 248H99V249H101ZM26 249V250H27ZM39 249V248H38ZM43 249H44V247H43ZM49 249H50V247H49ZM98 249V248H97ZM105 249V248H104ZM147 249V248H146ZM36 250V249H35ZM46 250V249H45ZM53 250V249H52ZM85 250V249H84ZM29 251H32V250H29ZM42 251V250H41ZM44 251V250H43ZM43 251H42V253H43ZM47 251V250H46ZM51 251V250H50ZM55 251V250H54ZM101 251V250H100ZM99 251V252H100ZM104 251H106V250H104ZM150 251V250H149ZM28 252V251H27ZM32 252H34V251H32ZM36 252V251H35ZM34 252V253H35ZM109 252V251H108ZM38 253V252H37ZM40 253V252H39ZM38 253V254H39ZM48 253H49V251H48ZM52 253H54V252H52ZM57 253V252H56ZM66 253H68V249H67V252H65V253H63V254H66ZM103 253H105V252H103ZM111 253V252H110ZM109 253V254H110ZM115 253V252H114ZM252 253H253V251H252ZM252 253H251V255H252ZM255 253V252H254ZM253 253V254H254ZM36 254V253H35ZM87 254V253H86ZM100 254V253H99ZM112 254V253H111ZM110 254V255H111ZM37 255V254H36ZM48 255V254H47ZM57 255V254H56ZM59 255V254H58ZM67 255V254H66ZM83 255H85V253L83 254ZM100 255H102V256H104L102 253L100 254ZM99 255V256H100ZM106 255V254H105ZM109 255V256H110ZM115 255V254H114ZM147 255H148V253H147ZM257 255V254H256ZM255 255V256H256ZM60 256V255H59ZM69 256V255H68ZM71 256V255H70ZM81 256V255H80ZM102 256H100V259H101V257ZM107 256V255H106ZM105 256V257H106ZM112 256V259H113V254L111 255ZM153 256V255H152ZM61 257V258H60ZM60 257H57V258H60V259H58L57 261H56V263L57 264H68V263H70V264H77L78 262H82L81 260L80 261H77V263H76V259L78 260V258L76 257V259L74 260L75 262L74 263H72V261L70 260V261H67V260H69V259H66V258H62V256H60ZM78 257H79V255H78ZM84 257V256H83ZM82 257V258H83ZM88 257V256H87ZM91 257V256H90ZM108 257V256H107ZM117 257V256H116ZM41 258H43V257H41ZM70 258V257H69ZM73 258H74V256H73ZM95 258V257H94ZM153 258V257H152ZM80 259V258H79ZM85 259H86V257H85ZM154 259V258H153ZM73 260V259H72ZM89 260V258L87 259V261ZM95 260V259H94ZM98 260V259H97ZM111 260V259H110ZM114 260V259H113ZM263 260V259H262ZM96 261V260H95ZM101 261V260H100ZM118 262H119V260H117ZM125 260H123V261H121V262H124ZM128 260H126L125 261V263L124 264H127V263H129V264H131L129 261L127 262ZM252 261V260H251ZM255 261V260H254ZM40 262V261H39ZM38 262V263H39ZM54 262V261H53ZM90 262H92L91 260H90ZM97 262V261H96ZM103 262H105V261H101L100 263H103ZM111 262H112V260H111ZM115 262H116V260H115ZM127 262V263H126ZM35 263H37V262H35ZM46 263H48V262H46ZM79 263V264H80ZM85 263V262H84ZM93 263H95V262H92V264ZM120 263V262H119ZM118 263V264H119ZM32 264V263H31ZM34 264V263H33ZM40 264V263H39ZM96 264V263H95ZM114 264H116V263H114ZM133 264V263H132ZM264 264V263H263Z\"/></svg>",
  "mask_w": 264,
  "mask_h": 264
}]
</instances>
